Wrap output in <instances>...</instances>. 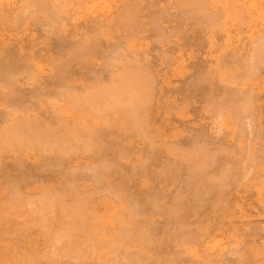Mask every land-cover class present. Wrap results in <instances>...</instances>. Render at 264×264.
<instances>
[{"label":"rangeland","instance_id":"374dc122","mask_svg":"<svg viewBox=\"0 0 264 264\" xmlns=\"http://www.w3.org/2000/svg\"><path fill=\"white\" fill-rule=\"evenodd\" d=\"M4 0H1V2H0V49L1 48H4V52H2L1 51V53H0V56L2 57H4L5 59H6V57H7V59L11 56V55H13V57H19L20 58V56L22 57V56H24V55H22V54H28L26 57H27V60H29V61H27L28 63H30L31 64V66H33L32 68L34 69H36L37 71L39 70L40 72L38 73L35 69H34V71H36V72H33V70L32 71H30V72H28L31 68V66H30V64H28L29 65V70H27L25 67H28V65L27 66H24V68H23V65H25V64H27V62L25 63V60H24V57H22V58H20L21 60H22V62H24L25 64H23V63H20V66H21V68H20V66H19V62L18 63H16V66H15V64H13L15 61L17 62L18 60H19V58H13L12 56V58H10L9 60H11L12 59V61H9V62H11V63H9L8 62V60H5L4 61V59H3V57H2V59L3 60H1V58H0V60L2 61V63L4 64H2L1 62H0V70L2 71V73H4L5 71L7 72L8 70H9V68L8 67H10L11 68V66L12 65H14L15 66V68L12 66V69L14 68V70H11L10 69V71H11V73H12V75L10 76V77H14L15 79H16V81H18V82H16L15 83V79L12 81V83H11V81L10 80H12V79H9L8 80V78H6V76L5 75H3L2 73H1V71H0V73L2 74V75H0L1 76V80H0V85H1V81L3 80H6V81H4L3 83H2V85L1 86H7V83H8V88L9 87H11V88H13V89H11V88H9V89H7V88H4V89H2L3 87H0V89L2 90V93H1V91H0V97L2 96V95H4V96H6L5 97V101L7 100V101H9V102H11L10 100H13V99H11L9 96H10V94H12L14 91H18L19 93L21 92H23L24 94V97H25V95L27 96V98L25 97H23L22 96V98H21V100L24 102V100H26V99H28L29 101H30V103L31 104H29V101L27 100L26 101V106L27 105H32V103H33V99H34V101L37 99V102L35 101L34 103H35V105H36V103H38V98L36 97V96H38V95H36V96H34L35 94H33V92L35 93H38L39 95H41L40 93H42V91L44 92L43 94H42V96L44 97V95H45V100H48V101H45L44 100V98H41V97H39V98H41L42 100H44L43 102H40V104H42V107H43V111L41 110H34V108H32V107H35V109H38L35 105H32V107L31 106H29V107H31L32 109V111H33V115L36 113V114H38V116L39 115H43L42 117H40L41 118V120L42 119H47V117H48V115H49V117H50V120H48V121H51V118H52V120L53 119H55L54 120V123H53V125H54V127L55 126H57V128H58V130H60L59 128H60V126H62V121L65 123L66 121H69V122H66V123H71V125H77V123H76V121H79L80 122V120H81V118L83 117V115L84 114H82L83 112H85V114L86 115H88L89 114V111L91 112V110H88V108L90 109V107H91V109H92V112L93 113H90V115L89 116H91V120H92V122H90V119H88L89 118V116H87V118L86 117H84L85 119L83 120V118H82V120L84 121V123H85V121L88 119V121H86V123L84 124L83 122V124H84V129L86 128V129H93V128H91V126L93 125V127L95 126V127H97V124H99L100 122H102V121H104L103 119L105 118V117H108V115H106V114H110L109 112H107V111H105L104 112V114H103V112L101 111V113L102 114H100V115H102V117H103V119L100 117V119L98 120V119H95V118H98V115H97V113H95L93 110V108L94 107H92L91 105H90V107H89V103H92V102H90V100H89V102H86L85 101V103H83V104H87L88 105V108H86L87 106L86 105H84V106H82V107H84V109H87V110H84V109H81L82 107H80V109H78V110H81L80 112H82L81 114V116H80V112L77 110V108H79V105H76L75 106V109L78 111V114H77V112L75 111V110H72L71 111V113H70V115H72V112H73V114L75 115V117H74V115L73 116H71L70 117V115L69 114H67V116H64V115H66V113H67V111H64V110H62V108H63V103L65 102L64 100V102H62V101H59V99H57L60 103L62 102V108H61V110H62V113H61V110H59L60 108H58L57 106H58V104L56 105L55 104V102L57 103L58 101L56 100H54L53 101V99H51V98H53V95H54V91H53V88H54V90L56 91H58L59 90V83L61 84V83H63V82H65L64 83V85H66V83L68 82V83H72L73 85H74V87L73 86H71L72 88H77V93L75 94V92H76V89H73L75 92H74V95L73 96H80V95H82L83 93H85V94H83L82 96H84V95H86V92H87V90H88V92H87V95L86 96H88V95H90V92L93 90V88H92V86L94 87V90L96 89V87L95 86H98V84L97 85H95L94 84V82H96L97 80H98V78H101V82H104L105 80H106V78H107V80L106 81H109L108 80V76H110L108 73H110L111 74V71H112V74H113V72H114V67L113 66H115L116 67V65L118 66V68H121V66H123V65H125V66H128V65H131L132 63H134L135 61L134 60H136V64H134V65H137L138 66V68H139V70L140 71H142V70H145V69H147V71L149 72V74L151 75L152 74V72H155V73H153L152 74V77L153 78H151L150 79V77L151 76H149L148 74H147V77L149 78H145V81H146V83H148V84H146L148 87L149 86H151V87H149L148 88V93L149 94H151V95H149L148 96V99H147V101L149 100V101H151V102H154L155 101V104H151L150 103V105L151 106H153V107H151L150 105H149V101H148V106L146 107V104L145 103H142V106L140 107V110H139V117H140V119H141V124H143L144 125V129H145V127H146V134H148L149 132H151L150 134L151 135H148V136H144V134H141V136L143 135L144 137H145V139H146V137H147V141L146 142H148L149 140H150V138H151V141L152 140H156L157 141V144H155L156 142H150L149 141V144L147 145V143L146 142H144L145 140L143 139V138H141L140 137V133H139V136H136V135H133V136H131V138L129 139V138H126L122 143L123 144H125V145H127V148L129 149V147H131V146H129L130 144L131 145H133L134 144V146H138V147H141V146H143L144 145V143H146L145 145L146 146H144L143 147V149L144 148H148V146L150 147V145H152V143H154V149H157V150H159V152L161 151V155L163 154V152L164 153H166V155H168V154H170V155H173L172 154V151L173 150H170V149H172L174 146H172V145H175V147L176 146H180V144L182 145H184V149H186L187 151H191V149L193 150V148H192V146L190 145V144H192L193 146H194V143H195V141H197L195 144H197L198 145V148H196L197 147V145L196 146H194V150H196L195 152H197V151H200V150H198L199 149V147H200V149H202V148H205L207 145H208V148H206V150H204V149H202L203 151H206L205 152V154L207 155L208 154V158L210 157H212V158H214V157H216L217 156V158L219 159H215L214 161H216V162H214L213 161V159L211 158H207V157H203V158H200L199 159V161H200V163L202 164L204 161H205V165H206V163H208V164H210V163H213L214 162V164H212L213 165V167H210V165H209V167H208V165H204V163L202 164V166H200V170H199V161H197V167L198 168H196L197 169V172L199 173V175L202 177V178H207V177H210V176H207V175H210V173H211V176H213V178L214 177H216V173H219L217 170L219 169V167H220V165H222L223 166V164L225 165V167H223V169H225V168H227V169H230V170H225L226 172H223V171H220V169H219V171H220V174H217V177L216 178H218V175H219V177L222 179L223 177H221V174H223L224 173V175L223 176H225V173L228 175V178H229V180H225V178H223V181L220 179V184H222L223 186H227L225 189H224V187L222 186V185H217V183H219V181L218 180H215L213 183L215 184V185H217V186H215L214 184H212L211 186H213V187H211L210 186V188L214 191H212L211 189V191H210V193H209V197L210 198H213V199H210L208 196H206L205 198H206V200L207 201H205V203L203 202L202 204H205L206 206H204L203 205V207H205V208H203V209H200L199 207H197V208H199L198 210L199 211H197V212H195L197 209H195L194 208V213H195V215H193L194 213H190V214H181L182 216L180 217V219H181V221L179 220V222L178 221H175L174 223H172L171 225L172 226H175V225H177V222H178V224L180 223V224H182L183 223V221H184V223L185 222H187L188 220V222H189V224L188 223H186V227L188 226V228L190 229V227L192 228V227H194L195 225V227H197V224L199 223L198 221L196 222L195 220L196 219H194V218H196L197 217V220H198V218H199V220H201L200 221V223L201 224H199L200 226H198V231H200V232H197V228H196V231H195V228H192V229H190V233H191V231H192V237L194 238V236L196 237L197 235L196 234H193V231H194V233H198V235H200V237L198 236V238L196 239H194L195 240V242H196V240L198 241L199 239H201V240H199V243H201V244H197V242L195 243L194 242V240H193V242L191 241V239H189L190 241H188V239H187V244H185V247H183V245L182 246H180V245H177L176 247H178V246H180V248L181 249H183V251L181 252V250L180 249H177V250H180V251H177V250H174V252H176V253H178L177 254V256L179 255V257L180 258H182V255H183V261H182V259H180V258H178L177 259V262H179V263H181V264H264V179H262V178H264V58H262V57H264V48L262 49V50H255L256 48V42H255V40H257V43H258V39L260 38L261 39V37L263 38V36L261 35V32L263 33V35H264V15H261L260 13H259V11L260 12H262V13H264V7L262 6V5H264V0H255V1H253V0H251V1H253V2H256V1H258L257 3H259L260 5H261V3H262V5H261V9L259 8L260 7V5H258L257 3L255 4V3H253V5L252 4H250V3H248V5H250V7L249 6H247V2H249L250 0H246L245 1V5H243L242 7L244 8V7H247V8H245L247 11H245L243 8H240L239 6H237V8L239 7V9H241V10H237L238 12H237V17L236 18H234V22L232 21V20H229V21H227V24L225 23V30H224V27H223V24L221 25V27L222 28H220V27H217V28H220V29H223V31L221 30L220 31V29H218V30H216L217 28H216V26L214 27V26H210V25H207V24H205L204 22H202V21H194V20H192L191 18H186V15H187V12H182L181 13V15H183V16H180V18H179V16H178V14H177V17L175 18V15H176V13H175V15H174V17H173V14L172 15H166V12H167V14H169V12L172 10V12H173V10H174V12L176 11L177 12V8L178 7H176L175 6V4L173 3L174 1H169L168 2V0H164L165 2L163 3L161 0H147V2H146V0H136V2L134 3V5H136L135 7H137L138 5L139 6H141V4L144 6V5H148L149 6V4L150 5H152V3H153V6H150L149 8L150 9H153V13L152 12H150V13H152V16L154 17H152V19H151V17H148L147 15H146V13H149L148 12V6L146 7V6H144V7H140V9H141V13H143L142 14V16L141 15H138L137 17H139V19H142V18H145V19H147V22L149 23V24H151L152 25V22L153 21H155V20H153V19H156L157 17H155V16H162V17H158L159 19H157L156 20V22H155V25H156V23L158 22V25H160V26H165L166 27V30L164 29L165 27H161V30H159V26L157 27H154V24H153V26H150L149 24H145V26L143 25V26H140V27H138V28H133V27H127L126 26V28L124 27V26H121V25H123V24H121L122 23V21L121 22H119L118 20H116V22H117V24H115V20H110L111 18V15L114 17V16H116V14H117V12H119V10H117L116 8H118V9H120V10H122V9H127L128 8V6L131 8L132 7V5H131V0H126V4L127 5H125V8H124V2H125V0H124V2H123V0H58V1H62L61 3L60 2H58V3H54L53 4V2L54 1H52V0H47L49 3H48V5L50 4H52L51 6V8L53 9V10H51V8L47 5V3H46V5H47V8L49 7L50 9H47L46 8V6H43V8L45 7L47 10H49V11H53L52 12V14H54V16L53 17H51L52 16V14L49 16H46L47 15V13L49 12V11H47V13L45 12V10L44 11H42L39 7H38V2H35L36 0H32V1H30V0H5L4 2H3ZM39 1V0H38ZM42 0H40L39 1V4H41L40 2H41ZM46 1V2H47ZM129 1V2H128ZM153 1H156V3H154ZM158 1V2H157ZM234 1H236V0H234ZM250 1V2H251ZM8 4H6V3ZM30 2V3H29ZM35 2V3H34ZM42 2H45L44 0L42 1ZM78 2V3H77ZM120 2V3H119ZM123 2V3H122ZM140 2V3H139ZM147 3V4H144V3ZM149 2V3H148ZM151 2V3H150ZM166 2H167V6L165 5L166 4ZM170 2H172V4H168V3H170ZM239 0L238 1H236V3L238 4V5H240L241 6V4H239ZM242 2V1H241ZM29 3V4H28ZM34 3V4H33ZM36 3H37V9L38 10H36L35 8H33L32 6V8L31 7H29V9H28V7H27V9H26V6H29V5H36ZM60 3V5L59 6H57V7H60L58 10H56V8H55V6L56 5H58ZM67 3V4H66ZM77 3V4H76ZM81 3V4H80ZM119 3V4H118ZM121 3L123 4V7H122V5H121ZM130 3V4H129ZM157 3H159V5H160V7H162L163 6V11H162V9L161 10H159L158 8H159V6L157 7ZM234 3V2H233ZM243 3H244V1H243ZM242 3V4H243ZM44 4V3H43ZM43 4H41V6L43 5ZM79 4V5H78ZM115 4V5H114ZM118 4V5H117ZM235 4V3H234ZM45 5V4H44ZM54 5V6H53ZM120 5V6H119ZM171 5H173V7H169L167 10L166 9H164V7L166 6V7H168V6H171ZM220 5V3L218 4V6ZM233 5V4H232ZM252 5V6H251ZM12 6V7H11ZM40 6V5H39ZM40 6V7H41ZM107 6L108 7H111V8H107ZM116 6H118V7H116ZM186 7V9H187V7H189V6H186V5H182L181 6V8L182 7ZM218 6H216V7H218ZM235 6V8H236V4L234 5ZM36 7V6H35ZM69 7V8H68ZM103 7V8H102ZM113 7H115V8H113ZM120 7H122V8H120ZM127 7V8H126ZM146 7V8H145ZM176 7V8H175ZM257 7V8H256ZM14 8V9H13ZM24 8V9H23ZM42 8V7H41ZM44 8V9H45ZM55 8V9H54ZM77 8V9H76ZM105 8V9H104ZM148 8V9H147ZM236 8V9H237ZM259 8V9H258ZM104 9V10H103ZM115 9L117 10V11H115ZM155 9H158V10H155ZM179 9V8H178ZM183 9V8H182ZM249 9V10H248ZM40 11V12H42L41 14H37V15H35L36 13H38V12H34V13H32V12H30V11ZM104 12H103V11ZM107 10V11H106ZM156 12H155V11ZM166 10V11H165ZM168 10H169V12H168ZM250 10L252 11V12H250ZM261 10H263V11H261ZM56 11V12H55ZM61 11H62V13H61ZM97 11V12H96ZM113 11V13H115L114 15L113 14H109V13H111ZM143 11V12H142ZM160 11H162V12H160ZM255 11V12H254ZM259 13H257V12ZM44 12V13H43ZM240 12V13H239ZM243 12H245L246 14H248L249 16H246V14L245 15H242L243 14ZM32 13V15L31 16H29L30 14ZM92 13V14H91ZM94 13V14H93ZM105 13V14H104ZM107 13V14H106ZM145 13V14H144ZM34 14V15H33ZM170 14H171V12H170ZM239 14V15H238ZM241 14V15H240ZM252 14V15H251ZM254 14V15H253ZM257 14V15H256ZM103 15H105V16H103ZM107 15H109L108 17L110 18V19H107ZM155 15V16H154ZM260 15V16H259ZM18 16V17H17ZM76 16V17H75ZM98 16V17H97ZM103 18H101V17ZM147 16V17H146ZM164 16H165V18H164ZM172 16V17H171ZM241 16V17H240ZM242 16H244V18L242 17ZM246 16V17H245ZM258 18H257V17ZM42 18V19H41ZM72 18V19H71ZM96 18H98V19H96ZM100 18V19H99ZM106 18V20H104ZM148 18H150L149 20H148ZM163 18H164V20H163ZM167 18V19H166ZM181 18H182V20H181ZM185 18V20H183ZM246 19V18H248L247 20H251L250 22H248V23H251L249 26H247V25H245V26H243L242 24L240 25H238V23H237V25H236V21H237V19ZM252 18V19H251ZM7 19V20H6ZM13 19V20H12ZM16 19V20H15ZM49 19H51L52 20V22H51V20H49ZM102 19V20H101ZM169 19V21H165V20H168ZM178 19H180L179 21H178ZM190 19V20H189ZM39 20H42L41 22L39 21ZM103 20H104V22L106 21L108 24H105L104 22H103ZM110 20V21H109ZM152 20V22H150ZM159 20V21H158ZM161 20V21H160ZM236 20V21H235ZM255 22H254V21ZM8 21V22H7ZM10 21V22H9ZM39 21V22H38ZM95 21V22H94ZM98 21H102L101 23H98ZM172 21V22H171ZM190 21H192V22H190ZM193 21L194 22H196L197 24L198 23H200V25L198 24H195V23H193ZM231 21V23H229ZM246 21V20H245ZM261 21V22H260ZM4 22V23H3ZM43 22V23H42ZM47 22V23H46ZM63 22V23H62ZM91 22H93V24L91 23ZM111 22V23H110ZM144 22H146V20L144 21ZM160 22V23H159ZM161 22H162V24H161ZM182 22L184 23L183 24V26H182ZM238 22V21H237ZM241 22H242V20H241ZM17 25H16V24ZM53 25H52V24ZM88 23H90V24H88ZM104 25H103V24ZM177 23V24H176ZM181 24V26L182 27H185V28H187L186 26H188V28L187 29H185V28H183V30H182V27L180 28L179 26H178V24ZM187 25H186V24ZM233 23V24H232ZM239 23H240V20H239ZM247 23V24H248ZM51 24V25H50ZM99 24V26H97V25ZM171 24H173V25H171ZM175 24V25H174ZM179 24V25H180ZM192 24V25H191ZM205 25V27H204V25ZM228 24H230V25H228ZM10 25V26H9ZM92 25H94V27L92 26ZM96 25V26H95ZM107 25V26H106ZM109 25L111 26L110 28H109ZM115 26L116 28V30H117V32H116V30L114 31L113 30V26ZM116 25H118V26H116ZM168 25V26H167ZM170 25V26H169ZM192 26V28L193 29H191V26ZM201 25H203V26H201ZM260 25H261V27H260ZM4 26V27H3ZM8 26V27H7ZM11 26H13L14 27V29H13V27L11 28ZM55 26V27H54ZM91 26H92V28H91ZM120 26H121V28H120ZM147 26H148V28L150 29V27H151V32H149L150 30L147 28ZM150 26V27H149ZM172 26V27H171ZM102 27H104L105 29H103L105 32H107V31H109V33L107 32V35L106 36H108V37H106L105 35H103L102 37H100L99 35L101 34H103V30L102 29H98V28H102ZM152 27H154V28H156V29H158V30H156L155 31V29L154 28H152ZM201 27V28H200ZM210 29H209V28ZM230 27V28H229ZM239 29H238V28ZM241 27H242V29H241ZM250 27L253 29L252 30V32H251V29H250ZM258 27V28H257ZM18 28V29H17ZM90 28H91V30H90ZM93 28H96V29H93ZM112 28V29H111ZM125 28V29H124ZM205 29V30H207L205 33H204V31L202 30V31H200L201 29ZM228 28V29H227ZM256 28H257V30H256ZM20 29V30H19ZM74 29V30H73ZM88 29H89V31H88ZM98 29V30H97ZM109 29V30H108ZM122 31H121V30ZM127 29V30H126ZM128 29L130 30H133L134 31V37H132L133 35L131 34V33H133V31H131V33H130V31H128ZM135 29H137L138 31H136ZM232 31H231V30ZM238 29V30H237ZM244 29V30H243ZM255 29V30H254ZM83 30H84V32H85V30H86V32L85 33H83ZM94 30H96V31H94ZM126 30V32H124ZM154 31V33H153V31ZM165 31V32H167V33H169L170 31V33H172L173 35H170V34H166V38L168 39L169 38V40L170 39H172V42H170L169 40H167L166 38H164L165 36H162V34H161V32H159L160 34L158 35L157 33H158V31ZM174 30V31H173ZM184 30H185V32H184ZM216 30V32H214ZM227 30V31H226ZM234 30L236 31V33L234 32ZM243 30V31H242ZM88 31V32H87ZM94 31V32H93ZM98 31V32H97ZM101 31H103L102 33H101ZM112 31H114V32H112ZM120 31L122 32V34L123 35H126L127 37V39H129L130 37H132V39H133V45H132V42L129 44L130 46H131V49H133L132 51H131V49L129 48L130 46H128V42H127V44H126V39H125V42H124V40H123V43L122 42H118V41H122V40H119L118 38V41H114V38L116 37V36H118V35H120L121 36V39L123 38V35H121V33H120ZM240 31V32H239ZM25 32V33H24ZM53 32V33H52ZM76 32V33H75ZM82 34H81V33ZM124 32V33H123ZM150 34V36L152 37V35L151 34H154L153 36L156 38V36L158 37V38H160L161 39V37L163 38V40L161 41L160 39V41L159 40H157V41H155V39L152 37L151 39L152 40H150L149 38H150V36H149V34ZM156 32V33H155ZM165 32H163V34L165 33ZM202 32L204 33V34H202ZM260 32V33H259ZM89 33H91V34H89ZM97 33V34H96ZM99 33V34H98ZM112 33H114L113 35H112ZM118 33V34H117ZM120 33V34H119ZM126 33V34H125ZM127 33H130V37L128 38V34ZM208 35H207V34ZM209 33H211V34H209ZM221 33H223V34H221ZM226 33V34H225ZM242 33V34H241ZM243 33L245 34V35H243ZM252 33V34H251ZM84 34V35H83ZM87 34V37H88V39H87V37L85 36ZM89 34V35H88ZM98 37V41L100 40V42H98L97 41V39H96V41H95V38H97L95 35ZM143 34H144V36H143ZM183 34H186V35H183ZM191 34V35H190ZM195 34V35H194ZM220 36H219V35ZM224 34L226 35V36H224ZM231 34V35H230ZM240 34V35H239ZM253 35L254 37L252 38V36H250V35ZM258 34H259V36L260 37H258ZM116 35V36H115ZM136 35V36H135ZM143 36V37H139V36ZM165 35V34H164ZM203 35V37H204V35H205V37L202 39L200 36H202ZM210 35V36H209ZM217 35V36H216ZM222 35V36H221ZM227 35H229V36H227ZM243 35V36H242ZM246 35H249V36H246ZM83 36H85V38L83 39V40H85V39H87L86 41H84L83 43H81V42H78V41H81L82 39V37ZM92 36H95L94 38L92 37ZM105 36V37H104ZM115 36V37H114ZM119 36V37H120ZM160 36V37H159ZM239 36H242V37H239ZM12 37V38H11ZM13 37H14V39H13ZM80 37V38H79ZM92 37V38H91ZM104 37V39L106 40H104L103 39V41H101L102 39L101 38H103ZM146 37H148V38H146ZM171 37V38H170ZM185 37V38H184ZM195 37V38H197V39H193V38ZM223 38V39H220V38ZM235 38V39H237V40H233L234 42L233 43H235V45L233 44H231V39H230V41H229V39L228 38ZM249 37H250V40H249ZM256 37H258V38H256ZM22 38H24V40L22 39ZM125 38V37H124ZM123 38V39H124ZM142 38H144V39H142ZM174 38V39H173ZM220 40H219V39ZM17 39L19 40V41H17ZM73 39V40H72ZM80 39V40H79ZM90 39V40H89ZM131 39V38H130ZM131 39V40H132ZM147 39H149V40H147ZM154 39V40H153ZM167 41H166V40ZM184 39V40H183ZM200 39H202L203 40V42H202V40H200ZM239 39H240V41H239ZM244 39V40H243ZM69 40V41H68ZM247 40V41H246ZM72 41V42H71ZM91 43H90V42ZM95 41V42H94ZM174 41H178V43L176 44ZM185 41V42H184ZM198 41V42H197ZM199 41H201V42H199ZM204 41H206L207 43L206 44H203V43H205ZM221 41V42H220ZM226 41H228V42H226ZM252 41H254L253 43H255V44H251L252 43ZM27 42V43H26ZM73 42H74V44L77 42V44L76 45H74L73 44ZM89 42V43H88ZM119 43V45H118V43ZM159 42V43H158ZM184 42V43H183ZM195 42H197V43H195ZM218 44H217V43ZM220 42V43H219ZM223 42H226V43H228V44H230L228 47H227V44L225 43V45H224V43ZM238 42V43H237ZM72 43V44H71ZM79 43H81V44H79ZM95 43H100L101 44V46H99L101 49H99L98 48V45L99 44H95ZM102 43H103V45H102ZM105 43H106V46L110 49V50H108V48H106V46H105ZM107 43H110L109 45L107 44ZM124 45H122V44ZM145 43V44H144ZM147 43H149V44H147ZM152 43V44H151ZM175 43V46H178L177 48L178 49H176V47L173 45ZM10 44V45H9ZM83 44L85 45V46H83ZM91 44H92V46H91ZM94 44V45H93ZM112 44V45H111ZM122 45V50H117L118 52H119V55H117L118 53H117V51H116V49L118 48L119 49V47L118 46H121ZM125 44H126V46H125ZM138 44V45H137ZM139 44H141V46H139ZM169 44L170 45H172V46H174V48L172 49V46H169ZM214 44V45H213ZM222 44V45H221ZM70 45V46H69ZM72 45V46H71ZM80 45V46H79ZM95 45H96V47H95ZM114 45L116 46V47H114ZM153 45V46H152ZM182 45V46H181ZM196 45V46H195ZM198 45H199V48H198ZM211 45V46H210ZM253 45H254V47H253ZM5 46H6V48H7V50H6V48H5ZM73 46H74V48H75V50H73L74 48H73ZM82 46H83V48H82ZM87 46V47H86ZM113 46V47H112ZM146 46V47H145ZM171 47V51H173V52H175L174 54H176L177 56H172V57H174L173 59L172 58H169L168 57V55L170 56L171 54L170 53H172V52H168L169 50H167V47ZM187 46H190L189 48L187 47ZM222 46H224V48L222 47ZM258 46V45H257ZM70 47V48H69ZM103 47V48H102ZM124 47V48H123ZM126 47V48H125ZM128 47V48H127ZM133 47V48H132ZM134 47H135V49H134ZM154 47H156V48H154ZM157 47H159L160 49V51L162 50V52H163V54L161 55V53H158L159 52V50L157 51ZM168 47V48H169ZM181 47H187V48H181ZM218 47V48H217ZM221 47V48H220ZM226 47H227V49H226ZM12 48H15V49H12ZM20 49V50H18V49ZM21 48H22V50H21ZM64 48L66 49V50H64ZM69 48V49H68ZM79 48V49H78ZM92 48H94L93 50H92ZM140 50H138V49ZM147 48V49H146ZM194 48V49H193ZM231 48V49H230ZM235 50H234V49ZM240 48V49H239ZM254 48V49H253ZM78 49V50H77ZM87 49H88V52H87ZM97 49V50H96ZM104 49H106V50H104ZM111 49H113V50H111ZM130 49V50H129ZM152 49V50H151ZM154 49L157 51V53H156V51H154ZM177 51H176V50ZM183 49H185L184 51H187V53L186 52H183ZM187 49V50H186ZM204 49V50H203ZM5 50H6V53H5ZM14 50V51H13ZM15 50H17V51H15ZM71 50V52L72 53H70V52H68V51H70ZM101 50V52L98 54V52H96L95 54H94V51H100ZM107 50L109 51V52H107ZM123 50H125V51H127L128 50V52L127 53H124L123 54ZM138 50V51H137ZM146 50V51H145ZM206 50V51H205ZM221 50V51H220ZM228 50H229V52H228ZM231 50V51H230ZM232 50H233V52H232ZM242 50V51H241ZM252 50H253V53H252ZM8 51H9V53H8ZM11 51H12V53H16L17 52V54H11ZM65 51V52H64ZM67 51V52H66ZM73 51H75V52H73ZM103 51H105V53L103 52ZM112 51V52H111ZM122 51V52H121ZM124 51V52H125ZM189 51V52H188ZM200 51H203V52H201L200 53ZM235 51V52H234ZM260 51V52H259ZM263 53H262V52ZM64 52V53H63ZM82 52V53H81ZM179 52V53H178ZM206 52V53H205ZM228 52V53H227ZM249 52H250V54H249ZM254 52H255V55H254ZM3 53H5V55L3 54ZM8 53V54H7ZM32 55H31V54ZM67 53V54H66ZM69 53V54H68ZM86 53L89 55V56H91V57H89V56H86V58H83V57H85V55H86ZM106 53H108V55H109V53H110V56L111 57H109L108 55H106ZM113 55H112V54ZM131 53V54H130ZM140 53V54H139ZM152 53V54H151ZM262 54L263 56H261V58H262V60H260V57L258 58L257 57V54ZM2 54V55H1ZM10 54V55H9ZM29 54L31 55V57L29 56ZM57 54V55H56ZM62 54V55H61ZM74 54V55H73ZM81 54V55H80ZM85 54V55H84ZM93 54H94V56H93ZM97 54V55H96ZM101 54V55H100ZM102 54H104L103 56H102ZM136 54V55H135ZM137 54H138V56H137ZM160 56H159V55ZM186 54H187V56L189 57H187L186 56ZM189 54H191V56L192 57H190V55ZM203 54H204V56H203ZM20 55V56H19ZM34 55V56H33ZM61 55V56H60ZM66 55H68V56H66ZM80 56L81 57V59H82V61H83V59L85 60V61H81V59H80V57H78V56ZM102 56V57H100V56ZM115 55V56H114ZM134 55V57L135 58H137V59H133L134 57H132ZM141 55V56H140ZM143 55H144V57H143ZM153 55V56H152ZM172 55H173V53H172ZM180 55V56H179ZM250 55H252L251 57L253 58V59H251L249 56ZM9 56V57H8ZM83 56V57H82ZM99 56V57H98ZM122 57V59L121 58H119V57ZM130 56V57H129ZM139 56H140V58H139ZM159 56V57H158ZM162 56H164V59L162 58ZM194 56V57H193ZM204 58H203V57ZM208 56V57H207ZM218 56H220V57H218ZM26 57H25V59H26ZM30 57V59H28ZM32 57H35L34 58V60L35 59H39L36 63H34L35 61H33L32 60ZM50 57V59H48ZM57 57H58V59H59V57H60V60L58 61V59H57ZM68 58V60H67V58ZM71 57V58H70ZM76 57V58H75ZM108 58L109 59V61L112 63L111 65H110V67L109 68H112V70L110 71V69L108 68V65H106V66H104V64H102L103 63V60L106 62V60L108 61V59H106V58ZM114 57H116L115 59H117V61L116 60H114L113 58ZM118 57V58H117ZM127 57V58H126ZM158 57V58H157ZM179 57V58H178ZM207 59H206V58ZM45 58V59H44ZM61 58H62V60H61ZM76 59V60H74V59ZM88 58H90V61H89V59ZM93 58H94V60H93ZM99 58V59H98ZM128 58H130L129 60H128ZM143 58V59H142ZM176 58V59H175ZM192 58V59H191ZM213 58V59H212ZM217 58V59H216ZM250 58V59H249ZM52 59V60H51ZM64 59H66V60H64ZM110 59H113L112 61H116V62H118V63H116V62H112ZM119 59V60H118ZM122 60V63H123V65H118L119 64V61L121 62V60ZM125 59H126V61H125ZM145 59V60H144ZM204 59H205V61H204ZM256 59V60H255ZM259 59V61H258V65H257V60ZM21 60H19V61H21ZM30 60H32V62L30 61ZM55 62H54V61ZM78 60H79V63H78ZM101 60V61H100ZM137 60H139V61H137ZM144 60V61H143ZM184 60V61H183ZM217 60V61H216ZM255 60V61H254ZM40 61V62H39ZM62 61V62H61ZM65 63H64V62ZM68 62V65H67V62ZM74 61H76V62H73ZM88 61L90 62V63H88ZM132 61H134V62H132ZM140 61H142L141 62V64L139 63ZM214 61V62H213ZM250 61V62H249ZM252 61V62H251ZM254 61V62H253ZM52 62V63H51ZM80 62H82V64L84 63H87L86 64V66H84V64L82 65V64H80ZM96 62H99V64H97ZM101 62V63H100ZM104 62V63H105ZM125 62H127L126 64H125ZM144 62V63H143ZM203 62V63H202ZM205 62V63H204ZM218 64H220V65H218ZM219 62H222V63H219ZM7 63V64H6ZM8 63H9V65H8ZM40 63H42V65L40 64ZM53 63H54V65H53ZM62 63V64H61ZM94 64V65H92V64ZM114 63H116V65L114 64ZM129 63H131V64H129ZM194 63V64H193ZM250 63V64H249ZM253 63L255 64V67H254V65H253ZM17 64H18V66H19V68L20 69H26V71H27V73L26 74H28V73H30L31 74V76H33V77H31V76H28L29 78H26V80L25 79H23V77H26V75L25 76H21V75H24V74H21L23 71H21V73L20 72H18L19 71V68L17 67ZM51 64H52V66H54L53 68L51 67ZM57 64V65H56ZM59 64V65H58ZM73 64V65H72ZM74 64L75 65H79L80 67H81V69L84 67V69H83V71L81 70L80 71V75H79V72H77V71H79L80 70V68L78 69V68H76L75 66H74ZM88 64H91L92 65V68L94 67V68H96L97 66H98V68H96V69H92V68H90L91 67V65H88ZM97 64V65H96ZM114 64V65H113ZM144 64V65H143ZM145 64H147L146 66H145ZM169 64V65H168ZM252 64V65H251ZM6 65V66H5ZM50 65V66H49ZM100 65V66H99ZM139 65H141V66H139ZM149 65L151 66V67H149ZM204 65H205V67H204ZM217 65V66H216ZM249 65V66H248ZM38 66V67H37ZM49 66V67H48ZM63 66H65V67H63ZM67 66L68 67H70V66H73V67H70V68H75V69H70V68H67ZM79 66H77V67H79ZM194 66V67H193ZM201 66H203L202 68H201ZM228 66H230L229 68H228ZM6 67V68H5ZM18 68V70H17V72L18 73H16L15 71V69H17ZM37 67V68H36ZM42 68V69H40V68ZM52 69H51V68ZM61 67H63L65 70H66V72L68 73V74H72L73 75V77H72V75H71V77H72V79H74V80H72V79H70L71 77L68 75V74H65V73H62L63 71L60 69V71H62L61 73L63 74H61L60 72H56V71H59L58 69L59 68H61ZM89 67V68H88ZM107 67V68H106ZM144 67V68H143ZM163 67V68H162ZM207 67V68H206ZM218 67H219V70H218ZM263 67V68H262ZM39 68V69H38ZM55 68V72H51L53 69ZM117 67H116V69H118ZM143 68V69H142ZM148 68L150 69V68H152V70L150 69V71L148 70ZM154 68V69H153ZM160 68H162V69H160ZM224 68V69H223ZM228 68V69H227ZM250 68V69H249ZM51 69V70H50ZM69 69V71H71V70H76L75 71V75H74V71H71L72 73H69L67 70ZM89 69L91 70V71H89ZM107 71H106V70ZM166 69H168V70H166ZM180 71H179V70ZM232 69V70H231ZM5 70V71H4ZM84 70H85V72H84ZM88 70V71H87ZM99 70H101V73H100V71ZM110 72H109V71ZM173 70V71H172ZM190 70V71H189ZM203 70V71H202ZM209 70V71H208ZM228 70V71H227ZM243 70H245V71H243ZM262 72H261V71ZM4 71V72H3ZM25 71V70H24ZM25 71V72H26ZM41 71L42 72H44V74L45 75H47V76H45V77H47L46 78V80H45V78H44V74H40L41 73ZM48 71V72H47ZM92 71H94V73L92 72ZM146 71V70H145ZM146 71V72H147ZM152 71V72H151ZM170 72V74H169V72ZM232 71V72H231ZM247 71H249L248 73H247ZM5 72V73H6ZM98 72V73H97ZM108 72V73H107ZM175 72V73H174ZM209 72V73H208ZM220 72V73H219ZM224 72V73H223ZM238 72V73H237ZM242 72H243V74H242ZM4 73V74H5ZM52 74L53 75V77H54V80H56V81H54L53 80V77H52V75L51 76H49V83H48V75L49 74ZM57 73V74H56ZM85 73V74H84ZM87 73H89V75L87 74ZM92 73H93V75H92ZM95 73H97V74H95ZM103 73V74H102ZM230 73H231V76H230ZM237 73V74H236ZM245 73V74H244ZM35 74V75H34ZM56 74V75H55ZM60 76H59V75ZM65 74V75H64ZM107 74V75H106ZM157 74V76L155 77V75ZM162 74V75H161ZM179 74V75H178ZM185 74L188 76V77H186L185 76ZM226 75V76H224V75ZM233 74V75H232ZM239 74V75H238ZM248 76H247V75ZM256 74V75H255ZM16 75H19V77H15ZM38 75V76H37ZM59 77H63L64 76V78H60L61 80H59V78H58V76ZM67 75V76H66ZM95 75H96V77H95ZM99 75H100V77H99ZM104 75V76H103ZM161 75V76H160ZM191 75V76H190ZM219 77H218V76ZM238 75V77H236ZM241 75V76H240ZM244 75H246L247 77H245ZM249 75H250V77H249ZM21 76V77H20ZM35 76H37L36 78L38 79V77H40L41 76V78L42 79H40L39 78V80L38 81H35L36 79L34 78ZM55 76H56V78H55ZM102 76V77H101ZM163 76H165V78H163ZM166 76H167V78H166ZM190 76V77H189ZM200 76V78H197V77H199ZM222 76H223V78H222ZM229 76V77H228ZM244 76V77H243ZM31 77V78H30ZM68 77H70L69 79L70 80H68ZM88 77V78H87ZM106 77V78H105ZM192 77H194V78H192ZM233 77V78H232ZM239 77H241V79L239 78ZM18 78V79H17ZM35 80H34V79ZM44 78V79H43ZM78 78V79H77ZM93 78V79H92ZM110 78V77H109ZM182 78V79H181ZM185 78V79H184ZM221 78V79H220ZM239 79L242 83H237L238 82V80L237 79ZM244 78V79H243ZM27 79H33V81L35 82V83H37V85L39 86V90L37 89L38 87L37 86H35L34 84V82H33V84L31 83V82H29V81H27ZM51 79V80H50ZM63 79H65V81L63 80ZM67 79V80H66ZM147 79V80H146ZM153 79V80H152ZM166 79V80H165ZM192 81H191V80ZM196 79V80H195ZM233 79V80H232ZM236 79V80H235ZM243 79V80H242ZM46 81L47 83H46V85H44L45 83V81L44 82H41V81ZM59 80V81H58ZM83 80V81H82ZM91 80H93V81H91ZM96 80V81H95ZM100 80V79H99ZM148 80H149V82H148ZM154 81V82H156L155 83V85L152 83H150L151 81ZM199 80V81H198ZM222 80V81H221ZM229 80H231V81H229ZM246 80H249L250 81V83L248 82V81H246ZM8 81V82H7ZM20 81V82H19ZM51 81V82H50ZM70 81V82H69ZM90 82V84H85L86 82ZM106 81H105V83H106ZM159 81V82H158ZM194 81H197V83L196 82H194ZM233 81V82H232ZM239 81V82H240ZM6 82V83H5ZM55 82V83H54ZM58 82V83H57ZM84 82V83H83ZM92 82H93V84L94 85H92ZM98 82V81H97ZM100 82V83H101ZM232 84H231V83ZM234 82H235V84H234ZM247 82V83H246ZM32 85H31V84ZM39 83V84H38ZM67 83V86H68V88L66 87V86H64L63 84V86H64V91H63V95L64 94H67V96H69V97H71L70 96V94H73V90H71L70 89V86L69 85H72L71 83L70 84H68ZM77 83H79V84H77ZM80 83H82V84H80ZM99 83V84H100ZM165 83V84H164ZM191 83H196L198 86L196 87V90H195V88L193 89V90H191V89H189V91H188V89H187V91L186 90H184V88H189L190 86H188L189 84H191ZM252 83H253V85H252ZM6 84V85H5ZM10 84H13L14 86H12V85H10ZM17 84H20V85H17ZM21 84H22V86H24V84H25V86L22 88H20V86H21ZM28 84V85H27ZM52 84V86H47V85H51ZM58 84V85H57ZM83 84H85L86 85V87H87V85H88V87H87V90H86V87L84 88L83 86H82V88H80V89H78V87H79V85L81 86V85H83ZM151 84V85H150ZM247 84H251L250 86L249 85H247ZM16 85V86H15ZM29 85L31 86V87H29ZM34 85V86H33ZM61 85V87L60 88H63V86ZM76 85H77V87H76ZM209 85V86H208ZM213 85V86H212ZM241 85V86H240ZM244 85V86H243ZM247 85V86H246ZM19 86V87H18ZM28 86V87H27ZM32 86H33V88H32ZM40 86H41V88H40ZM55 86L58 88V89H55ZM90 86V87H89ZM175 86H178V87H176V88H178L177 89V91H175V88H171V87H175ZM186 86V87H185ZM237 86H240V88H242L241 89V93H238L239 91H236V89L237 90H240L239 89V87L237 88ZM252 86H254V87H252ZM42 87H44L43 88V90H42ZM49 87H51L52 88V90L51 89H49ZM155 87V88H154ZM231 87V88H230ZM246 87V89H244L243 90V88H245ZM248 87H251V88H248ZM15 88V89H14ZM16 88H17V90H16ZM26 88V89H25ZM28 88V89H27ZM36 88V89H35ZM49 89V91H48V89H47V91L46 90H44V89ZM66 88H67V90H66ZM92 88V89H91ZM159 88H161L160 90H159ZM168 88V89H167ZM197 88H198V90H197ZM236 88V89H235ZM8 91H7V90ZM29 89H33L32 91H31V93H30V91H29ZM84 89V90H83ZM153 89V90H152ZM155 89V90H154ZM166 89V90H165ZM211 89V90H210ZM229 89H231V90H229ZM234 89V91L232 92V90ZM247 89H249V90H253L252 91V93L250 92V95H249V92H247V91H249V90H247ZM11 90H13L12 92H11ZM21 90V91H20ZM27 91V93H26V91ZM37 90V91H36ZM41 90V91H40ZM71 91V93H70V91ZM83 90V91H82ZM167 92V93H165V91ZM247 90V91H246ZM5 91V92H4ZM25 91V92H24ZM38 91H40V93L38 92ZM67 93H66V92ZM79 91H80V94H79ZM90 91V92H89ZM154 91H158V93L156 94V92H154ZM186 92V93H184V92ZM230 91V92H229ZM255 91V92H254ZM3 92H4V94H3ZM8 92V93H7ZM10 92V93H9ZM17 92V94H19ZM52 92V93H51ZM151 92V93H150ZM164 92V93H163ZM172 92V93H171ZM177 92V93H176ZM189 92H190V94H189ZM237 92V93H236ZM5 93H7V95L5 94ZM20 93V95H22ZM51 93V94H50ZM61 93V92H60ZM59 93V91H58V94H60ZM82 93V94H81ZM153 93H155L156 95H152ZM162 93V94H161ZM179 93V94H178ZM236 94V96L234 95V97L232 96L233 94ZM246 93H247V95H246ZM28 94V95H27ZM30 94V95H29ZM51 95V97H50V95ZM57 93H55V95H56ZM58 94L55 96V98H60L61 100H62V98H65V96L64 97H58ZM165 95V97L164 96H162V95ZM187 94V95H186ZM232 94V95H231ZM238 94V95H237ZM9 95V96H8ZM12 95H16V92H14ZM12 95H11V97H12ZM34 96V97H32V96ZM169 95V96H168ZM207 95V96H206ZM240 95V96H239ZM244 95H246L245 97H244ZM4 96H3V98H4ZM10 98V100H8L9 98ZM29 96H30V98H32V100L29 98ZM67 96H66V98H67ZM151 96H153L154 98L152 99V97ZM158 96L160 97V99L158 98ZM168 96V98L165 100L164 98H166ZM184 96V97H183ZM189 97V101H188V98H185V97ZM218 96V97H217ZM238 96V97H237ZM250 98H249V97ZM253 96V97H252ZM68 97V98H69ZM164 97V98H163ZM217 97V98H216ZM3 98H2V100H3ZM7 98V99H6ZM67 98V99H68ZM84 98V97H83ZM150 98H151V100H150ZM161 100V104L160 105H162L163 106V108H162V110H160V108L162 107V106H160V107H158L157 105H158V102H159V100ZM178 98V99H177ZM70 99V98H69ZM162 99H164V100H162ZM186 99V100H185ZM196 99H199V100H196ZM208 99V100H207ZM216 99H218V100H216ZM244 99H245V101H244ZM249 99V100H248ZM254 99V100H253ZM21 100H19V101H21ZM86 100V99H85ZM88 100V99H87ZM251 100V101H250ZM253 100V101H252ZM4 101V102H5ZM17 101V100H16ZM32 101V102H31ZM49 101H51L52 103H50ZM67 101V100H66ZM147 101H146V103H147ZM174 101V102H173ZM211 101V102H210ZM217 101H219V102H217ZM221 101V102H220ZM263 101V102H262ZM1 102V101H0ZM8 102V103H9ZM15 102V101H14ZM22 102V103H23ZM46 102V103H45ZM177 102H179L180 103V108H178L179 106L178 105H176V103ZM214 102V103H213ZM215 102H216V104H215ZM243 102V103H242ZM245 102V103H244ZM252 102V103H251ZM255 102V103H254ZM13 103V102H12ZM10 103V104H7V102L6 103H0V107H2V108H4L5 109V111H4V114H3V112H2V114H1V112H0V125L1 124H3V126L5 125V123H7V122H9L10 121V117H9V119L6 117L5 119H4V117L3 116H5V114L7 115V113H8V110L10 109L9 108V105H13L14 104V106H17L16 104L18 103V101H17V103L15 104V103ZM67 102H65V104H66ZM220 103V106L221 107H219V104ZM231 103V104H230ZM247 103V107L246 106H244L245 104ZM255 105H254V104ZM2 104V105H1ZM4 104H7V105H4ZM24 104V105H25ZM45 104H47L50 108H51V110H53V113H51V110H50V108L48 107V106H46ZM144 104H145V107H144ZM163 104H165V105H163ZM170 104H173L172 106L170 105ZM175 104V105H174ZM178 104V103H177ZM215 104V105H214ZM226 104V105H225ZM239 104H242L241 106H239ZM254 106V107H252V105ZM6 107V106H8V107H4V106ZM37 105H39V103L37 104ZM54 105L56 106V108L54 107ZM61 105V104H60ZM68 104H66V106H67ZM82 104H80V106H81ZM111 107H112V104H109ZM200 105V106H199ZM225 105V106H224ZM229 105H230V107H229ZM235 105H237L236 107H234ZM14 106H12V107H14ZM18 106H20V108H18V107H14L15 109H16V112L19 114L21 111V113L23 114V112H25V113H27L26 111H27V109L29 108H26V106H23V104H21V103H19L18 104ZM22 106L23 107H25V111H24V109L22 108ZM40 106V105H39ZM44 106H46V108L48 107V109H49V111H48V109H47V111L48 112H46V109H45V111H44ZM109 106V109H108V107L105 109V110H109L110 112H111V110H113V109H111V107ZM165 106V107H164ZM169 106V107H168ZM178 106V107H177ZM187 106V107H186ZM201 106H203V107H201ZM209 106H210V109H208L209 108ZM222 106H224V107H226L227 109L224 111V107L222 108ZM232 106H233V108H232ZM11 107V106H10ZM11 107V108H12ZM60 107V106H59ZM68 108L70 107V106H67ZM72 108H63V109H68L69 111H70V109H74V106H71ZM115 106H113V108H114ZM172 107V108H171ZM249 107H251V108H249ZM7 108H9L7 111H6V109ZM104 108L105 107H103V111H104ZM146 108H148V109H146ZM219 108H220V110H219ZM228 108H230V109H228ZM245 108H248L247 110H249V112H247V110L245 109ZM253 108V109H252ZM1 109V108H0ZM19 109H21V111L19 112L18 110ZM30 109V108H29ZM41 109V108H40ZM180 109V110H179ZM212 109V110H211ZM233 109H235V112L236 113H234V110ZM236 109H238V110H236ZM243 109V110H242ZM252 109V110H251ZM257 109V110H256ZM2 111H3V109H1ZM10 110H12V109H10ZM31 110H29L28 111V115H30L31 116ZM83 110V111H82ZM147 110V111H146ZM217 110H219V111H217ZM223 110V111H222ZM246 110V111H245ZM256 110V111H255ZM39 113H38V112ZM63 111H64V113H63ZM68 111V112H69ZM76 113H75V112ZM114 111V113H115V109L113 110ZM149 111V112H148ZM156 111V112H155ZM158 111V112H157ZM161 111V112H160ZM217 112V113H215L216 114V116H217V114H218V112H220V111H222V112H220L219 114L221 115L222 114V116H223V114H225V116H223L225 119V122H224V124H222V126H220L219 125V121H220V123L222 122V121H224V120H222L221 121V119H222V116H221V119L218 121V119L220 118V117H218V119H217V117L215 116V114H214V112ZM232 111V112H231ZM240 111H244L243 113L241 112V113H239ZM252 111V114H250V112ZM255 111V112H254ZM5 112H7V113H5ZM13 114H14V117H15V111H14V109L11 111ZM11 112H9V115L10 114H12ZM15 112V113H14ZM66 112V113H65ZM107 112V113H106ZM175 112V113H174ZM213 113V115H212V113ZM224 112H226V113H224ZM245 112H247V113H245ZM21 113H20V115H21ZM48 113H50V114H48ZM88 113V114H87ZM97 115V117H96V115ZM106 113V114H105ZM114 113H112V115H114ZM148 113H149V115L150 116H147L148 115ZM173 113H174V115H173ZM234 113V114H233ZM240 115H239V114ZM12 114V115H13ZM18 114H16V115H18ZM62 114H64L63 116L64 117H69V119L67 120H65V118H63V116H62ZM92 114V115H91ZM195 114V115H194ZM197 114V115H196ZM199 114V115H198ZM208 115V117H207V115ZM218 114V115H219ZM229 114V115H228ZM247 114V115H246ZM249 114V115H248ZM257 116H256V115ZM262 114V115H261ZM3 115V116H2ZM8 115V116H9ZM56 115H59V116H56ZM95 115V117H93ZM173 115V116H172ZM211 115H212V117H211ZM236 115V116H235ZM246 115V117L245 118H247L248 116L250 117H248L247 118V120L245 121L246 123L244 124V123H242V121H244V120H242V116L244 117ZM252 115V116H251ZM62 116V117H61ZM80 118V119H75L74 121H73V118H78V117ZM152 116V117H151ZM183 116V117H182ZM237 116H239V118H237ZM256 116V117H255ZM48 117V118H49ZM149 117H151V118H149ZM180 117V118H179ZM233 117H235V118H233ZM252 117H255V118H252ZM2 118H3V120H2ZM12 118V117H11ZM182 118V119H181ZM192 118V119H191ZM8 121H7V120ZM59 120V122L61 123V125L60 124H58V125H56L57 123L55 122L56 120ZM181 119V120H180ZM213 119H216V120H213ZM235 119V120H234ZM237 119H239V122H238V120ZM244 119V118H243ZM249 119H251V120H249ZM255 119V120H254ZM257 119V120H256ZM2 120V121H1ZM4 120H6L5 122H4ZM57 120V121H58ZM65 120V121H64ZM81 120V121H82ZM100 121V122H95V121ZM178 120V121H177ZM208 120V121H207ZM212 120V121H211ZM229 120V121H228ZM234 120V121H233ZM249 120V121H248ZM253 120H254V122H253ZM262 120V121H261ZM210 121V124L208 123ZM214 121H216V125L214 124L215 122ZM236 121V122H235ZM248 121V122H247ZM51 122H53V121H51ZM58 122V123H59ZM79 122H78V125H79ZM184 123V125L186 124V127L187 126H193V127H191L192 128V130H191V128H189V127H187V129H186V127L183 125V124H181V123ZM186 122V123H185ZM207 122V123H206ZM253 122V123H252ZM81 122H80V124H82ZM204 123V124H203ZM205 123H206V125H205ZM213 123V124H212ZM218 123V124H217ZM225 123H227V124H225ZM234 123V124H233ZM240 123V124H239ZM256 123V124H255ZM196 124V125H195ZM243 124H244V128H242L243 127ZM60 125V126H59ZM183 125V126H182ZM212 125V126H211ZM213 125H215V127L216 128H214V126ZM227 125V126H226ZM238 125V126H237ZM240 125H241V127H240ZM251 125V126H250ZM253 125V126H252ZM2 126V125H1ZM88 126H90V128L88 127ZM182 126V128H180ZM199 126L201 127L200 129H199V131H200V133H199V131H197V129L199 128ZM204 126V127H203ZM220 126V127H219ZM257 126V127H256ZM63 127V126H62ZM79 127H81V126H79ZM88 127V128H87ZM186 129H184V128ZM198 127V128H197ZM227 127V129H225ZM236 127V128H235ZM238 127V128H237ZM252 127H254V128H252ZM1 128V127H0ZM56 128V127H55ZM74 128H77V126H75ZM142 128H143V126H142ZM188 128L192 131H190L189 130V132H188ZM197 128V129H196ZM203 128V129H202ZM205 128V129H204ZM225 130H224V129ZM251 128V129H250ZM85 129V130H86ZM183 129V130H182ZM208 129V130H207ZM212 129V130H211ZM238 129V130H237ZM239 129H240V131L242 132V137H244L245 135H248V136H245L246 138L247 137H249V134H250V137L248 138V141L249 142H247L246 140V138L244 137V138H241V135H240V133H239ZM244 129V130H243ZM253 129V130H252ZM263 129V130H262ZM57 130V131H58ZM62 130H64V129H62ZM62 130L60 131V133L61 134H64V132H62ZM143 130V129H142ZM195 130H196V132H195ZM203 130V131H202ZM215 130V131H214ZM227 130V131H226ZM248 130H251L250 132H252V134L251 133H247V131ZM148 131V132H147ZM208 131V132H207ZM253 131L255 132L254 133V135H256V136H254L253 135ZM261 132V133H259V132ZM59 132V131H58ZM144 132V130L142 131V133ZM188 132V133H187ZM202 132H204V133H202ZM213 132V133H212ZM237 133V135H236V133ZM246 132V133H245ZM257 132V133H256ZM138 133V132H137ZM136 133V134H137ZM202 133V134H201ZM211 133V134H210ZM226 133H228V134H226ZM239 133V134H238ZM244 133H245V135H244ZM82 134V133H81ZM145 134V135H146ZM152 134H153V136H152ZM191 134V135H190ZM209 134H210V136H209ZM233 134H235V136L233 135ZM80 135V134H79ZM138 135V134H137ZM195 135V136H194ZM202 135H204V136H202ZM226 135H228V136H226ZM240 135V136H239ZM259 135V136H258ZM142 136V137H143ZM151 136V137H150ZM186 136V137H185ZM188 136H190V137H188ZM200 136H202L203 137V140L201 139L202 137H200ZM206 136V137H205ZM236 136H238V137H240L241 139H240V143H239V145L240 146H237L238 144H237V142H236V145L235 144H233V143H235V141L234 140H236V141H238L239 140V138L238 137H236ZM258 136V137H257ZM263 136V137H262ZM140 138L141 140H138L137 138ZM188 137V138H187ZM205 137V138H204ZM225 137V138H224ZM233 137H234V139H233ZM252 137V138H251ZM259 137H261L260 139H259ZM133 138H136V139H133ZM181 140H180V139ZM196 138H198V139H196ZM210 138V139H209ZM213 138H215V139H213ZM132 139H133V141L135 140H137L136 142L137 143H130V141H132ZM174 139V140H173ZM205 139L207 140V139H209V140H211L212 142H213V144L215 145V148H214V150H213V147H214V145L211 143V141H205ZM238 139V140H237ZM262 139V140H261ZM128 140H130V141H128ZM162 140V141H161ZM173 141V143H171L170 144V141ZM176 140V141H175ZM194 140V141H193ZM221 140V141H220ZM231 141L230 143H229V141ZM251 140V141H250ZM253 140V141H252ZM258 140V141H257ZM259 140H260V142H259ZM128 141V142H127ZM165 143H164V142ZM174 141H175V143H174ZM180 141V142H179ZM188 141V142H187ZM204 143V147H202L201 148V143L202 142ZM256 141V143H254ZM125 142V143H124ZM127 142V143H126ZM163 142V143H162ZM166 142H168V143H166ZM191 142V143H190ZM201 142V143H200ZM208 142V143H207ZM209 142L211 143V145H213L212 147H211V145L209 144ZM223 143V144H221V143ZM226 142H228V143H226ZM233 142V143H232ZM242 142H243V145L245 144H251V145H253L252 143H254V145L251 147V145L249 146V145H246V146H243L242 145ZM245 142V143H244ZM80 143V142H79ZM128 143H130V144H128ZM139 143V144H138ZM189 143V144H188ZM215 143H218V144H215ZM220 143V144H219ZM259 143H261V145H263V147L261 148V145L259 144ZM91 144V143H90ZM137 144V145H136ZM143 144V145H142ZM167 144V145H166ZM178 144V145H177ZM187 144V145H186ZM200 144V145H199ZM256 144V145H255ZM83 144H82V141H81V146H82ZM92 145V144H91ZM163 145V146H162ZM169 145V146H168ZM171 145V146H170ZM219 145V146H218ZM223 145H225V147L226 148H228V155H226V157H225V155L224 154H227V149L223 146ZM226 145H228L230 148H232L233 146H234V148H232V150L234 151V152H236L237 154H239L240 152L242 153H240L239 154V157L236 155V153H233V151H231V149L228 147V146H226ZM231 145H233V146H231ZM258 145H260L259 147H258ZM93 146V145H92ZM92 146H90V147H92ZM129 146V147H128ZM185 146H186V148H185ZM188 146H190L191 147V149H190V147L189 148H187ZM225 148V150L223 149V147ZM236 146H237V148L239 149L240 148V152L238 151V149L236 148ZM243 146V147H242ZM249 147V149H248V147ZM256 146V147H255ZM87 147H89V146H87ZM86 147V148H87ZM161 147H163V148H165V149H160ZM174 147V148H175ZM247 147V148H246ZM254 147H255V149H256V152H255V149H254ZM93 148V147H92ZM133 148V150H134V147L132 146L130 149H132ZM147 148H146V150L144 149V152H146L147 151ZM151 148V147H150ZM152 148H153V146H152ZM196 148V149H195ZM209 148L211 149V151L209 150ZM217 148H219L220 149V151H219V149L217 150ZM235 148H236V150H235ZM252 148V149H251ZM259 148H261V150L263 151H261V150H258ZM81 149H83V148H81ZM85 149V148H84ZM94 149V148H93ZM129 149V152H134V151H132V150H130ZM140 149H142V148H140ZM178 149H181V150H183V147H178ZM189 149V150H188ZM243 149H245V150H243ZM248 149V150H247ZM250 149H251V151H252V153H251V151H250ZM78 150V149H77ZM76 150V152L74 153V151L72 152V154H74V155H72V157L74 156V158H73V160H71V157H70V160H69V163H71V165H73L74 163H76L75 165H77V166H79L78 165V163H80L83 159H85V160H83L82 162H84L86 165H89L91 168L93 167L95 170H96V167H95V165H93V163H94V158H93V155L91 154V152L93 151L91 148H90V150H91V152L89 153V150L87 151L88 153H86L85 154V152L83 153L82 151H80V153L78 152ZM137 150V149H136ZM138 150H139V148H138ZM169 150V151H168ZM219 151L218 153H217V151ZM222 150H224L223 152H222ZM243 150V151H242ZM246 150H247V152L248 153H245L246 152ZM254 150V151H253ZM258 150V151H257ZM15 152V150H10L9 151V153L10 154H8V156H6L5 158H4V160H6L7 162H10V160H14V159H18V156H19V159H23V160H25L24 162L27 164V165H29L28 167H34V166H36V162H35V156H36V154H34L35 153V151H33L34 153H31V151H30V149H28V151H30L29 153H28V151H27V149H25V151L23 152V154L24 155H22V154H19V153H21L20 151H16L17 153L15 154V153H11V152ZM84 151V150H83ZM86 151V150H85ZM141 152H139V151H135L134 152V154L133 153H131L132 155H135V157L133 156V157H131V156H127V157H125L124 156V158H121V161H124V162H130L131 160H129V159H131L132 158V163H137V164H139L141 161H142V158H143V151L142 150H140ZM208 151H210V152H208ZM214 151H216V152H214ZM231 151V152H230ZM238 151V152H237ZM250 151V152H249ZM259 151H261L262 153H263V155L262 154H260V155H258L257 153H260ZM82 152V153H81ZM170 152V153H169ZM193 152V151H192ZM213 152H214V154H213ZM220 152H222V153H224L223 155H224V157H223V155H222V153H220ZM250 153L252 154V156L254 155V153H255V156H253V158H252V156L250 155ZM32 155V159H33V161H32V159H30L29 157H31V155ZM78 154V156H76ZM79 154L80 155H82V156H79ZM90 154V155H89ZM130 154V153H129ZM130 154V155H131ZM143 154V155H142ZM213 154V155H212ZM218 154H221V155H218ZM231 154V155H230ZM235 156H234V155ZM244 154H247L246 156L244 155ZM257 154V155H256ZM10 155V156H9ZM17 155V156H16ZM22 155V156H21ZM86 155V157H84ZM139 155V156H138ZM141 155V156H140ZM170 155H168L169 157H171ZM212 155V156H211ZM214 155H216V156H214ZM230 155V156H229ZM232 155H233V157H232ZM241 155V156H240ZM249 155V156H248ZM25 156V157H24ZM88 156V157H87ZM248 156V157H247ZM251 156V157H250ZM258 156H260L261 158H262V161L260 162L259 161V159H260V157H258ZM26 157H28V158H26ZM78 157V158H77ZM92 157V158H91ZM129 157H131V158H129ZM165 157L166 156H164V154H163V156H162V158L163 159H165ZM168 157V158H169ZM220 157V158H219ZM228 157V158H227ZM232 157V158H231ZM234 157H236V158H234ZM246 157V158H245ZM258 157V158H257ZM13 158V159H12ZM126 158V159H125ZM127 158H129V159H127ZM133 158H135V159H133ZM161 158V157H160ZM206 158V159H205ZM223 158V160H226L227 159V165L223 162V160H221ZM225 158V159H224ZM231 158V159H230ZM234 158V159H233ZM243 158H244V160H245V166L243 165V163H242V160H243ZM251 158V159H250ZM254 158H256V159H254ZM28 159V161L30 160V163L28 164L27 162H26V160ZM77 159H78V161H77ZM90 159H91V161L93 162H90ZM125 159V160H124ZM170 159V158H169ZM169 159H167V157H166V161H168ZM231 160V163H229L230 161L229 160ZM242 159V160H241ZM249 159V160H248ZM255 160V161H253V160ZM127 160V161H126ZM137 160V161H136ZM162 160V159H161ZM209 160V161H208ZM218 160V161H217ZM240 160V161H239ZM253 161V162H251V161ZM33 163H32V162ZM86 161V162H85ZM90 163H89V162ZM136 161V162H135ZM165 160H164V162H166ZM213 161V162H212ZM232 161H234V162H232ZM239 161V162H238ZM250 161V163H248ZM256 161H258L259 162V164H258V162H257V165H256ZM81 162V164L84 166L85 164H83ZM163 162V161H162ZM226 162V161H225ZM254 162H255V164H254ZM254 164V168H253V166H251V167H249V165L251 164V165H253ZM263 163V164H262ZM136 164V165H137ZM220 164V165H219ZM228 164H231L230 166H231V168H229L228 166ZM242 164V165H241ZM248 166H247V165ZM211 165V166H212ZM234 165V166H233ZM238 166V170L236 169V167ZM241 165V168L239 167ZM205 166V167H204ZM219 166V167H218ZM221 166V167H222ZM236 166V167H235ZM256 166V167H255ZM63 167V166H62ZM61 166L59 167V169H61L62 168ZM220 167V168H221ZM235 169H234V168ZM36 168V167H35ZM57 168H58V166H57ZM206 168H208L206 171H205V169ZM245 168H247V169H245ZM248 168H249V171H248ZM8 169V171H7V173H9L7 176H9V178H10V180H13L14 182V184L12 183V181H8L7 180V183H9L11 186H10V188L6 185V183H4V182H2L1 183V181H0V189H2V190H0V202H2L3 201V203L1 204L0 203V219L2 218L1 217V215L2 216H5L4 218H2L1 220H0V222L1 221H3V220H5V223H4V221L3 222H1L0 223V226H1V224H3V225H5L6 223H8L9 222V219H13V221L15 220V217H16V219H17V215L16 216H14V218L13 217H11V215L12 214H14V210L15 211H19V212H17L18 214L20 213H25L24 214V217H22V218H25V217H30V219L29 218H27V220H28V222L26 221V222H22V223H20L21 222V220H19V219H17V221L16 222H19L20 224H18V223H16V222H14V225L16 226V227H18V228H20V230L19 229H16V235H11L12 234V232L14 233V231L15 230H12V231H9V232H7V231H2L1 229H2V226L0 227V236L1 235H3L4 237H5V233L8 235H6V239L7 240H9L11 243L10 244H8V242H6V240H4V237L3 236H1L0 238V255L2 254V252L3 253H5V254H2V259H1V256H0V264H9L10 262L11 263H14L15 262V264H17V262L16 261H18V263L21 261V258H22V260H23V264L26 262V263H28V262H30L31 261V263L32 264H47V261H44L45 259H48L49 258V255H51L50 253H52L53 252V250H51L52 252H48V251H46V250H48V247L50 248V246H49V244L51 245V243L52 242H55V238H54V240L52 241V238H51V234L50 235H48V236H50V237H48V236H41L42 237V239H40L41 237L40 236H37V235H35V234H41L42 235V233L43 232H40V233H37L38 231H35V230H38V229H35V230H33L36 226L34 225V227L32 226L33 224L32 223H34L35 224V222H36V224H37V221H38V218H36V216L35 215H33V217L37 220H34L33 218H31L32 216H31V214H36V213H38L39 214V212L36 210V213H31L30 214V212L32 211L31 209V207H32V205H30V202H31V204H33L34 206L36 205V206H38L37 208H39L40 210L39 211H41L40 212V214L42 215V212L44 211V207L46 206L47 207V205L45 204L46 202H48V203H50L48 200H46V202L44 203V204H42L41 202L42 201H39V199L37 200L36 198V200L33 198V197H37V198H39L40 196L41 197H43L44 195H46V194H44V193H46L47 192V195L49 194V192H50V190L48 191V190H45V189H52V191L51 192H53L52 194H54V190H56V189H60L61 188V185L63 184L62 182H61V180H59V176H58V174H60V172L61 171H63V168H62V170H59V169H56V167H55V171H58V173H56V174H53L49 169L47 170V172L45 171V169L43 170L44 172H43V174H45V176L42 174V172L41 173H39L37 176L39 177H37L36 176V174H29V175H26L25 177H21V178H19V176H17L16 178L19 180H22L23 178H25V179H23L25 182H22V181H20L21 183H19V181H18V186H17V179H16V181H15V172L14 171H12L10 168H7ZM203 169H204V171H203ZM211 169V170H210ZM222 169V170H223ZM231 169H234V171L233 170H231ZM245 170L246 172H243V171H240V170ZM251 169V170H250ZM41 170V171H42ZM99 170H101L102 171V169H100V168H98V170H97V172H99ZM236 170V171H235ZM40 171V170H39ZM48 171H49V173H48ZM149 171H151V170H149ZM208 171V172H207ZM214 171V172H213ZM228 171H230V172H232V174L230 173H228ZM36 172V171H35ZM152 172V171H151ZM150 172V173H151ZM214 174H213V173ZM222 172V173H221ZM237 172V173H236ZM242 172H243V175H241L242 174ZM247 172H249V173H251V174H248ZM11 173V174H10ZM12 173H13V175H15V176H13L12 175ZM47 173V174H46ZM101 173H103V171L101 172ZM153 173V172H152ZM151 173V174H152ZM202 173V174H201ZM209 173V174H208ZM235 173V174H234ZM244 173H247V174H245V175H249V178L246 176V181L244 182V180H243V178L241 179V181H242V183L240 182V178H241V176L242 177H244L245 175H244ZM257 173V174H256ZM147 174H148V172H147ZM213 174V175H212ZM234 174V175H233ZM238 174V175H237ZM254 174H255V176H254ZM11 175V176H10ZM54 177H53V176ZM105 175V174H104ZM134 176H136V177H134V176H132V177H134L135 179H136V182H137V178H138V182L140 183V184H138V185H140V186H138V185H136V187L140 190V191H142V192H149V191H151L152 189H154V187H156V186H158V187H156V189H158V190H160L159 192H161V193H163L164 192V195H168L167 196V202H169V200H171V202L172 201H175V203H176V205L178 204V199H179V193L177 194H175V195H173V189H174V192H176V191H178V184L176 183V182H174L173 180H170V179H168V181H166V179L164 180V179H160V178H157V177H154L153 179H152V177H150L151 175L149 174V175H146V176H140L141 175V173L140 174H138V173H134L133 174ZM137 175H138V177H137ZM206 175V176H205ZM226 175V176H227ZM237 176V178H239V179H237L236 180V177L234 178V176ZM241 175V176H240ZM250 175H252V176H250ZM260 175H261V177H260ZM13 176V177H12ZM52 176V177H51ZM147 176H149V179L147 178ZM203 176H205V177H203ZM256 176H258V177H256ZM43 178V179H40V178ZM45 177V178H44ZM51 177V179H49ZM58 177V178H57ZM140 177V178H139ZM231 177V178H230ZM232 177L234 178L233 180L234 181H232V180H230V179H232ZM256 179H255V178ZM8 178V179H9ZM37 178V179H36ZM55 178V179H54ZM133 178V179H134ZM155 178H157L156 179V181L154 180ZM227 178V177H226ZM227 178V179H228ZM257 178H258V180H257ZM27 179H30V180H32V181H29V180H27ZM34 179H36L38 182L40 181V182H43V183H38L36 180L34 181ZM134 179V180H135ZM139 179H141L140 181H139ZM150 179H152V180H150ZM244 179H245V177H244ZM260 179V180H259ZM26 180H27V182H26ZM153 180L155 181V183L153 182ZM239 180V182L237 183V185L238 184H242V185H244L243 186V188H244V190L243 191H241L240 189H242L241 188V186L240 185H238L237 187H235L236 186V182L235 181H238ZM248 180H249V183H250V181H251V185L249 184L248 185ZM60 181L62 184H60V183H58V182ZM151 183V184H149V182ZM6 182V181H5ZM44 182H47V184H45ZM152 182H153V184H152ZM158 182V183H157ZM168 182H170V183H168ZM217 182V183H216ZM221 182H223V183H221ZM244 182V183H243ZM254 184H253V183ZM256 182V183H255ZM257 182L259 183V184H257ZM4 183V184H3ZM13 185H15V187H16V189H20V187H23L25 190H26V192H25V194L26 193H28L30 190H32V192L30 193L31 194V196H29L28 194H27V196H28V199H27V196L26 195H23V196H21L20 194L24 191V189H23V191L21 192L20 190V193H18L19 195H18V197L20 196V198L21 197H23L24 198V196H25V198L26 199H23L24 201L26 200V202H24L23 200H22V198L21 199H19L18 197V199L19 200H17V198L15 199L14 198V201H13V199L11 200L10 199V195L12 194V193H10L9 194V192H10V189H11V187H12V184ZM38 183V184H37ZM58 183V184H57ZM162 183H164L163 185H162ZM167 183V184H166ZM175 183V184H174ZM247 183V184H246ZM44 184V185H43ZM56 184V185H55ZM86 184H89V181L86 183ZM159 184H161L160 186H165V188L166 189H161L162 187H159ZM177 184V185H176ZM226 184V185H225ZM252 184H253V186H252ZM257 184V185H256ZM6 185V186H5ZM41 185H42V187L44 188H41ZM58 185V188L57 187H54V186H57ZM64 185V184H63ZM147 185H148V189H147ZM151 185V186H150ZM229 185V186H228ZM233 185H234V187H235V189H234V187H233ZM245 185H247V187L245 186ZM255 185V186H254ZM20 186V187H19ZM30 186V187H29ZM173 186V187H172ZM177 186V187H176ZM220 186H222V189L220 190ZM231 186V187H230ZM240 186V187H239ZM249 186V187H248ZM4 187H6V189L4 188ZM19 187V188H18ZM46 187V188H45ZM48 187V188H47ZM64 187V186H63ZM63 187L61 188V190H63ZM141 187H144V188H142V189H140ZM145 187H146V189L147 190H145ZM216 187H220V188H216ZM228 187H230V188H228ZM256 187V188H255ZM9 189V192H8V189ZM55 188V189H54ZM150 188H151V190H150ZM168 188V189H167ZM214 188V189H213ZM42 189V190H41ZM54 189V190H53ZM155 189V190H156ZM177 189V190H176ZM38 190V191H37ZM46 192H45V191ZM157 190V191H158ZM162 190H163V192H162ZM167 190H169V191H167ZM218 190V191H217ZM225 190H226V193H223V191L225 192ZM230 190V191H229ZM233 190H234V192H233ZM7 191V192H6ZM28 191V192H27ZM35 191H37L36 193H34ZM44 191V192H43ZM64 191V190H63ZM216 191V192H215ZM228 191V192H227ZM255 191H257V192H255ZM105 191H103V192H95L96 194H94L93 193V197H90L86 202H87V204H88V206L86 207L85 206V202L83 201V202H80V203H83L84 204V206H83V204L81 205V204H79L78 203V205H81L82 207H84L83 209H84V211H85V208L87 209H90L89 207L91 206V208H93L92 207V205L94 204H96V208H93V210L95 209V213L96 212H99V213H103V211H106L107 212V214H109L110 212H111V206H112V204L114 203L115 205H113V207H115L113 210H114V212H112V213H115V215L114 216H116V210H117V208H120L119 207V204H118V199L116 198V197H113V196H111V195H109L110 194V192H109V194H107V195H109V197L104 193ZM167 192V193H166ZM217 192L219 193V194H217ZM251 192V193H250ZM2 193H3V195H2ZM9 194L8 196L7 195H5V194ZM24 193V192H23ZM101 193H104L103 194V197H104V199L103 198H101V199H98V202L96 203V199L98 198V196H97V194L99 195V194H101ZM107 193V192H106ZM220 193H223V195L222 194H220ZM229 193V194H228ZM230 193H231V196H229L230 195ZM243 193V194H242ZM256 193V194H255ZM14 194V193H13ZM13 194H12V196H13ZM36 194V195H35ZM213 194V195H212ZM224 194H226V199H224L225 197V195ZM235 194V195H234ZM251 194V195H250ZM3 197H2V196ZM212 195V196H211ZM217 195V196H216ZM218 195H219V202H221L220 203V207H222L223 205H224V200H225V204L227 203L226 202V200H228V203H227V207L225 206V208L224 207H222L223 208V210L224 211H222V210H220V209H222V208H220L219 206L217 207V205L219 204V202L218 203H214V205H216V206H214V205H212V200H214V202H217V200H218ZM6 196V197H5ZM33 196V197H32ZM95 196V197H94ZM97 196V197H96ZM100 196V195H99ZM171 196H173L172 198H171ZM217 198H216V197ZM223 196L224 198H222V200H223V202L222 201H220L221 200V197ZM234 196V197H233ZM243 196V197H242ZM1 197H2V199H1ZM8 197V198H7ZM169 197L171 198V199H169ZM229 197V198H228ZM232 197V198H231ZM252 197V198H251ZM3 198H4V200H3ZM13 198V197H12ZM96 198V199H95ZM100 198V197H99ZM114 198V199H113ZM175 198V199H174ZM214 198H216V199H214ZM228 198V199H227ZM7 199V200H6ZM8 199H10L11 200V202H14L15 204L16 203H18V201H19V205H20V203L23 201V203H26V204H21L20 205V207L19 208H21V206L23 207L24 205V207L25 208H21V210L20 209H18L17 207H16V205H18V204H16L15 205V207L13 208L11 205H13V203L12 204H10V201L8 200ZM29 199H31L30 200V202H29ZM34 199V202L36 201H39L38 203H40V204H37L36 202L35 203H32L33 200ZM72 198L71 197H67V200H66V197L63 199V205H64V203H65V201L64 200H66L67 201V203L68 202H70V200H71ZM117 199V200H116ZM211 200V202L210 201H208V200ZM232 201H230V200ZM253 199V200H252ZM6 200V201H5ZM15 200H17V201H15ZM73 200V199H72ZM102 200V201H101ZM104 200V201H103ZM109 200V201H108ZM9 203H8V202ZM21 201V202H20ZM99 201H101V202H99ZM7 202V203H6ZM110 202L112 203V204H110ZM207 202H209V205H211L213 208H215L216 207V209H218V215H216V216H219V217H215L214 215L215 214H217V211H215L212 207H208L207 208V206H208V204H207ZM255 204H257V205H255ZM257 202V203H256ZM172 203H174V202H172ZM5 204V205H4ZM10 204V207L8 206V208H7V205H9ZM54 204V203H53ZM66 204V203H65ZM70 204L72 205V203L70 202ZM109 204L111 205V206H109ZM229 204V205H228ZM18 205V206H19ZM68 205V204H67ZM107 205V206H106ZM117 205H118V207H117ZM222 205V206H221ZM261 205V206H260ZM4 206V207H3ZM14 206V205H13ZM28 206H30L29 208V212L27 211V210H25L26 209V207L28 208ZM55 206V205H54ZM54 206H52L53 208H54ZM70 205H68V207H69ZM74 206V205H73ZM75 206H77L76 204H75ZM105 206V207H104ZM229 206V207H228ZM48 207H50L49 205H48ZM112 207V208H113ZM2 208H3V210L5 211V212H7V213H5V215L3 214L4 213V211H2ZM5 208V209H4ZM8 210H7V209ZM57 208V207H56ZM213 209L212 211L213 212H211V210L210 209ZM11 209V210H10ZM13 209V210H12ZM46 209V208H45ZM50 209V208H49ZM46 210V211H44V212H46L47 213V215H45V214H43V216H41L40 214V216H39V218L41 217H44V219H45V217L46 216H49V214H48V211H50V210ZM104 209H106V210H104ZM108 209H110L109 211H108ZM206 209H208L210 212H211V214H214L213 215V217H215V218H213L212 217V215L210 216V212H209V215H207V217H211L210 219L209 218H207L206 219V221L204 220L205 219V214L207 213L206 211H208V210H206ZM55 210H57V209H55ZM91 210V209H90ZM97 210V211H96ZM101 210V211H100ZM112 210V211H113ZM203 210V211H202ZM260 210V211H259ZM2 211V212H1ZM8 211H9V213H8ZM11 211V212H10ZM24 211H26V212H24ZM51 211H53L52 209H51ZM87 211V210H86ZM205 211V212H204ZM33 212H35V210H34V208H33ZM53 212H55V211H53ZM57 212V211H56ZM55 212V213H56ZM91 212V214L89 213V210H88V212H86L87 214H88V216L87 217H89L90 218V215H93L94 213L92 212V210L90 211ZM106 212H104L105 214H104V216H103V214L101 215V218H102V220H100V221H102V222H104L105 223V221H104V219H108L107 221H109V219L110 218H112V220H114L113 219V217H111L112 215V213H110V216L109 215H107L106 214ZM222 212V213H221ZM225 212V213H224ZM2 213V214H1ZM11 213V214H10ZM27 213H29V214H27ZM55 213L53 214V215H55ZM61 214H62V212H60ZM93 213V214H92ZM196 213H198V215L196 214ZM203 214V216H204V218H203V216H202V214ZM224 214V217H223V215H222V217L219 215V214ZM15 214H16V212H15ZM18 215L19 217L21 216V215ZM51 214H52V212H51ZM97 214V213H96ZM95 214V215H96ZM200 214V215H199ZM7 215V216H6ZM9 215H10V218L8 219V217H9ZM45 215V216H44ZM63 215V214H62ZM62 215H58V217H63ZM65 215V214H64ZM100 215H98V217H97V215H96V217L97 218H99L100 217ZM187 215V216H186ZM37 216V217H38ZM56 216V215H55ZM66 216V215H65ZM94 216V215H93ZM105 216L107 217V218H105ZM183 216H185V220L184 219H182V217ZM190 216V217H189ZM198 216H200V217H198ZM201 216H202V218H201ZM18 217V218H19ZM49 217H51V216H49ZM67 217V216H66ZM108 217H110V218H108ZM151 217H152V219H153V221H154V218H155V220L156 221H159V219H161V220H163V217L161 216V214H158V213H152V215L150 216V218L148 217L147 218V220H152L151 219ZM187 217V218H186ZM21 218V217H20ZM48 218V217H47ZM65 218V217H64ZM201 218V219H200ZM218 218H220V220H222V218H223V223H221V221H220V223H219V220H218ZM26 219V218H25ZM43 219V218H42ZM42 219H40V221L42 220ZM191 219H194L193 221H195L196 223H195V225L193 224V226H189L190 225V223H191ZM214 219H215V222H213L214 221ZM32 220H34L32 223H30V227H33V229L31 230V229H29L28 230V227L27 226H25L27 223H29L30 221H32ZM91 220V219H90ZM160 220V221H161ZM226 220V221H225ZM25 221V220H24ZM39 221V222H40ZM43 221V220H42ZM48 221V220H47ZM46 221V222H47ZM87 221H89V220H87ZM107 221H106V223H107ZM156 221H154V222H156ZM202 221H203V224H202ZM45 222V221H44ZM112 222V221H111ZM152 222V221H151ZM212 222V223H211ZM218 222V223H217ZM16 223V224H15ZM42 223V222H41ZM163 223V222H162ZM183 223V224H184ZM193 223V222H192ZM191 223V224H192ZM21 224H24V227L29 231V233L30 234H28L27 232V230H25V228L23 227V225H21ZM39 224V223H38ZM175 224V225H174ZM214 224H215V226H216V224H218V227L216 226V228H215V226H214ZM18 225H20V227L18 226ZM161 225V224H160ZM170 225V226H171ZM202 225H205V226H203V228H202ZM213 225V226H212ZM22 226V227H21ZM29 227V228H30ZM186 227H185V229H186ZM256 227V228H255ZM21 228H23V229H21ZM206 228H208V232H210V233H208V235H207V233H205L206 232ZM219 228V229H218ZM229 228V229H228ZM185 229H183L182 231L185 233ZM189 229H186V230H189ZM202 229V230H201ZM213 229V231H211ZM259 229V230H258ZM204 230H205V232H204ZM210 230V231H209ZM247 230V231H246ZM17 231H18V234H17ZM23 231H25V232H23ZM34 231H35V233H34ZM57 231V230H56ZM202 231L208 236V237H206V235L204 236V234H201L202 233ZM215 231V232H214ZM4 232V233H3ZM188 232V231H187ZM186 232V233H187ZM188 232V234H190ZM230 232V233H229ZM243 232V233H242ZM23 235H22V234ZM57 233V232H56ZM56 233H52V237H53V235L55 234L56 235ZM185 233V234H186ZM246 233V234H245ZM24 234H25V236H27V237H29L28 239H27V237H25L24 236ZM58 235L57 236H59V233H57ZM81 234L82 233H80V236H81ZM83 234H85V233H83ZM87 234V233H86ZM84 235V237L85 238H87V240H88V235ZM11 235V236H10ZM79 235V234H78ZM77 235V236H78ZM182 235H184V234H182ZM14 236V237H13ZM24 236V237H23ZM57 236H55V237H57ZM71 236H74V238H75V235H71ZM71 236H70V238H71ZM79 236V237H80ZM185 236V235H184ZM187 236H189V235H187L186 234V238H187ZM191 236V235H190ZM206 237V238H202V237ZM245 236V237H244ZM3 237V238H2ZM13 237V238H12ZM46 237H48V238H46ZM60 237H61V235H60ZM67 237V236H66ZM82 237V236H81ZM49 238H51V239H49ZM65 238V237H64ZM73 238V239H74ZM85 238H83L82 237V239L84 240ZM189 238V237H188ZM21 239V242L22 243H20V240ZM40 239V240H39ZM44 239H46V240H44ZM47 239L48 240H51L52 242H49V243H47ZM60 240V238H57V240ZM62 240L61 241H64V239H63V237L61 238ZM67 238H65V240H66ZM77 239H80V238H78L77 237ZM203 239V240H202ZM19 241V242H17V241ZM27 240V241H26ZM33 240V241H32ZM35 240H37V241H35ZM44 240V241H43ZM75 240H76V238H75ZM74 240V244L76 243V245H77V242ZM127 239H125V241H126ZM259 240V241H258ZM14 241H16L17 242V244H15V242ZM42 241H43V244H41L42 243ZM84 241H86V240H84ZM129 241V240H128ZM185 241H186V239H185ZM258 241V242H257ZM27 242V243H26ZM34 242V243H33ZM39 242V243H38ZM41 242V243H40ZM57 242V241H56ZM55 242V244H56V246L59 244V246H57L56 248H59V249H55V248H52L51 247V249H55L56 251H60L61 252V255L57 252H55L54 254L56 255V254H59L62 258L63 257H65V256H67L68 257V255H70V253H75L76 252V254H78V253H81L82 252V250H81V252L79 251V250H75V249H77V247H75V248H73V245L71 246L72 248H67V246L66 247H64L65 245H64V243L63 244H61L62 246H63V251L64 252H69L68 254H62L63 252H62V250L60 249V247H62L61 245H60V241L58 242V243H56ZM131 242V241H130ZM132 242L133 243H135L136 242V239L134 238L133 240H132ZM204 242V243H203ZM12 243H14L13 244V246H12ZM18 243H19V245H18ZM23 243H24V249H25V251H27V249H28V251H29V249L31 250L29 253H31L32 255H34V257H32L31 255H29V256H31L32 258V260H30V259H28L26 256H24L25 254H27V252H24V250H23V252H24V254L22 253H20V252H18L17 250L20 248V247H22L23 248ZM88 243V241L85 243V245ZM34 244H36V245H38L39 247H36L35 249H33V247H35L36 245H34ZM48 244V245H47ZM55 244H53V245H55ZM207 244V245H206ZM3 245H6V246H10L9 247V251L8 250H6V246H3ZM15 245V246H14ZM33 245V246H32ZM167 245V244H166ZM189 245H190V247H189ZM17 246H20V247H17ZM44 246V247H43ZM45 246H48L47 248L45 247ZM75 246V245H74ZM105 246V243H104V245L102 246L103 247V249H101L100 251L102 252V250H104L103 252H102V254H104L106 251H108V250H106L107 248H105L104 247ZM121 246V245H120ZM124 246V245H123ZM1 247H2V249H1ZM6 247V248H5ZM41 247H43L42 248V251H41ZM55 247V246H54ZM84 247V246H83ZM107 247V246H106ZM113 247H117V244L116 245H114ZM119 247V246H118ZM124 247H126V246H124ZM171 247H173V248H171ZM183 247V248H182ZM191 247L193 248L192 250L194 251L195 250V252H191V251H189V250H191ZM244 247V248H243ZM4 248V249H3ZM21 248V249H22ZM44 248H46L45 250H43ZM105 248V249H104ZM120 248V247H119ZM121 248H123L122 246H121ZM129 248H131L132 250H134L135 248H137L136 246L135 247H129ZM179 248V247H178ZM185 248V249H184ZM190 248V249H189ZM219 248V249H218ZM10 249H11V251H10ZM87 249H89V246H88V248ZM90 249H91V247H90ZM95 249L96 248H92L91 250H92V252H94L95 251ZM118 249V248H117ZM127 249H128V247H127ZM126 249V250H127ZM169 248H167L166 249V251H165V253H167V250H168ZM170 249L171 250H173V249H175V246H170ZM169 249V250H170ZM198 249H199V252H198ZM232 249V250H231ZM3 250V251H2ZM39 250L41 251V252H39ZM72 250L74 251V252H72ZM84 250V249H83ZM90 250V251H91ZM99 250V249H98ZM98 250H96L95 251V253L94 254H92V256L94 257H90V258H88V261L90 260L92 263H93V260L92 259H95L98 255L97 254H99L98 252ZM113 250V253H115L116 254V252H117V250H116V252L114 251V249H112ZM120 250H122V249H120ZM123 250H125V248L123 249ZM123 250H122V254H123ZM128 250H130V249H128ZM168 250V251H169ZM170 250V252H168V255L169 256H165L167 259H169L170 257V260H168V261H171V260H173V262L171 261L170 263L171 264H173V263H177V262H174V261H176V257L177 256H175L174 257V252L172 253V251ZM235 250V251H234ZM4 251H8L7 253L6 252H4ZM22 251V250H21ZM48 252L49 253V255H48V257L46 256L48 253H45V252ZM98 251V252H97ZM189 253H188V252ZM210 251V252H209ZM217 251V252H216ZM228 251V252H227ZM10 252V253H9ZM35 252V253H34ZM37 252H39V253H37ZM42 252L44 253V258L42 257V256H40V257H42L43 258V260H39V258L37 259H35V256H38V255H40V254H42ZM83 252H85V251H83ZM101 252H100V255L99 256H101ZM112 252V251H111ZM153 252V254H157V259H158V262L159 263H161L162 262V260L163 261H166L165 260V257H164V259H163V254H165V253H163L162 255H161V257L159 256L160 254L159 253H154V251H152ZM190 252H191V254H190ZM9 253V254H8ZM86 253V252H85ZM119 254L117 255L116 254V256H120L121 254H120V252H118ZM175 253V254H176ZM181 253H183V254H181ZM199 254V255H197V254ZM230 253V254H229ZM242 253V254H241ZM159 254V255H158ZM188 254V255H187ZM193 254V255H192ZM206 254H208L207 256H206ZM228 254V255H227ZM235 254V255H234ZM239 254V255H238ZM22 255V257L20 258L19 256H21ZM55 255H51L50 257V259L52 260H56V259H62L61 257L60 258H57V255H56V257H55ZM72 255V254H71ZM75 255V254H74ZM167 255V254H166ZM205 255V256H204ZM232 255V256H231ZM241 255V256H240ZM3 256H7V257H3ZM28 256V255H27ZM52 256L54 257V258H52ZM204 256V257H203ZM47 257V258H46ZM59 257V256H58ZM70 257V256H69ZM121 257L123 258V256L121 255ZM120 257V258H121ZM173 257V258H172ZM203 257V258H202ZM4 258H6V259H4ZM18 258H20V260H18ZM71 258H74V256L72 257H70V259H68V260H70L69 261V263L70 264H72L71 263ZM76 258V257H75ZM63 259H66V260H64V261H67V258L65 257V258H63ZM123 259H124V261H123ZM123 259H120V260H122L121 262H119V263H121V264H123L122 262H125L124 264H133V263H130V262H128V261H126L125 260V258H123ZM161 259V260H160ZM180 259V261H178ZM14 260V261H13ZM27 260H28V262H27ZM97 260H98V258L96 259V261H94V263L95 262H97ZM103 260V259H102ZM212 260V261H211ZM9 261V263H6V262H8ZM41 261H43L42 263H41ZM74 263H76L75 261H74V259L72 260ZM168 261H166V263H169ZM182 261V262H181ZM185 261H186V263H185ZM188 261V262H187ZM193 261V262H192ZM224 261V262H223ZM102 261H101V259H100V264H107V261H105V258H104V261L101 263ZM10 263V264H11ZM21 263V264H22ZM30 263V264H31ZM48 263H49V261H48ZM66 264H69V263H67V262H65ZM73 263V264H74ZM78 264H79V262H77ZM93 263V264H94ZM163 263H165V262H163ZM162 263V264H163ZM169 263V264H170ZM179 263H177V264H179ZM20 264V263H19ZM29 264V263H28ZM87 264H88V262H87ZM90 264V263H89ZM95 264H99V262H97V263H95ZM108 264H109V262H108Z\"/></svg>","mask_w":264,"mask_h":264},{"label":"bare ground","instance_id":"6f19581e","mask_svg":"<svg viewBox=\"0 0 264 264\" xmlns=\"http://www.w3.org/2000/svg\"><path fill=\"white\" fill-rule=\"evenodd\" d=\"M5 1V0H4ZM3 1V2H4ZM30 1H32V0H30ZM40 1V0H39ZM39 1L38 0H36L35 2H38V7L42 10V11H44L45 10V12L47 13V11H49V10H47V9H50L52 6V4L50 5H48V3L50 2H48L47 0H44L45 2H40L41 4H43L42 6H41V4H39ZM47 1V2H46ZM52 1H54L53 2V4L56 2V3H58V2H62V1H58V0H52ZM116 1V0H115ZM140 1V0H139ZM159 1V0H158ZM157 1V2H158ZM163 3L165 2L164 0H161ZM170 0H168V2H169ZM171 1H174L173 3L175 4V6L176 7H178L177 8V12L175 11L174 12V10H173V12H172V10L170 11L171 12V14H170V12H169V10H168V12H169V14H167V12H166V15H172L173 14V17H174V15H175V13H176V15H175V18L177 17V14H178V16H179V18H180V16H183V15H181V13L182 12H187V15H186V18L188 17V18H191L192 20H194V21H202V22H204L205 24H207V25H210V26H216V28L217 27H220V28H222L221 27V25L223 24V27H224V30H225V23L227 24V21H229V20H232L233 22H234V18H236L237 17V10L239 9V7L240 8H243L242 6L243 5H245L246 3H245V1L246 0H239L240 2H239V4H241V6L240 5H238L237 3H236V1H238V0H236V1H234V0H171ZM242 1V2H241ZM243 1H244V3H243ZM248 1V0H247ZM251 1V0H250ZM247 2V6H249L250 7V5H248V3H250V4H252L253 5V3H257L258 1H256V2H253V1H255V0H253V1H251V2ZM260 1V0H259ZM0 2H1V0H0ZM34 2V3H35ZM123 2H124V0H123ZM122 2V3H123ZM129 2V1H128ZM136 2V0H131V5H132V7L130 8L129 6H128V8L127 9H122V10H120V9H118V8H116L117 10H119V12H117V14H116V16H112L111 15V17L109 16V15H107V19H110V20H115V24H117V22H116V20H118L119 22H121L122 21V23L121 24H123V25H121V26H124L125 28H126V26L127 27H133V28H138V27H140V26H145V24L147 23V24H149L148 22H147V19H145V18H142V19H139V17H137L138 15H141L142 16V14L143 13H141V9H140V7H144V6H146V5H142L141 4V6H137V7H135L136 5H134V3ZM141 2V1H140ZM139 2V3H140ZM146 2H147V0H146ZM144 3V4H147V3ZM154 3H156V1H153ZM236 4V8H237V6H239L237 9L235 8V4ZM6 3V2H5ZM8 3V2H7ZM6 3V4H7ZM30 3V2H29ZM28 3V4H29ZM33 3V4H34ZM46 3H47V5L50 7H48L47 8V5H46ZM60 3L58 4V5H56L55 6V8L57 7V6H59L60 5ZM78 3V2H77ZM76 3V4H77ZM120 3V2H119ZM118 3V4H119ZM121 3V5H122V7H123V4ZM125 4H124V8H125V5H127L126 4V0H125V2H124ZM149 3V2H148ZM151 3V2H150ZM220 3V5L218 6V4ZM243 3V4H242ZM67 4V3H66ZM81 4V3H80ZM117 4V5H118ZM130 4V3H129ZM168 4H172V2H170V3H168ZM233 4V5H232ZM258 5H260L259 3H257ZM8 5V4H7ZM42 7H40V6ZM55 5V4H54ZM53 5V6H54ZM79 5V4H78ZM115 5V4H114ZM157 5V7L159 6V10H161L162 9V11H163V6L162 7H160V5H159V3H157L156 4ZM166 6H167V2H166V4H165ZM182 5H186V6H189V7H187V9H186V7H182L181 8V6ZM251 5V6H252ZM261 5H262V3H261ZM261 5H260V9H261ZM33 7V8H35L36 10H38L37 9V3H36V5H29V6H26V9H27V7H28V9H29V7ZM36 6V7H35ZM43 6H46V8L44 9L43 8ZM120 6V5H119ZM148 6V5H147ZM146 6V7H147ZM150 6H153V3H152V5H150L149 4V6H148V8L150 7ZM164 7V9H168L169 7H173V5H171V6H168V7ZM216 6H218V7H216ZM246 6V5H245ZM254 6V5H253ZM263 7H264V5H262ZM12 7V6H11ZM31 7V8H32ZM116 7H118V6H116ZM122 7H120V8H122ZM145 7V8H146ZM175 7V8H176ZM54 8V9H55ZM60 7H57L56 8V10H58ZM69 8V7H68ZM103 8V7H102ZM107 8L109 9V8H111V7H108L107 6ZM113 8H115V7H113ZM147 8V9H148ZM161 8V9H160ZM245 8H247V7H244L243 9L245 10V11H247ZM257 8V7H256ZM258 8V9H259ZM14 9V8H13ZM24 9V8H23ZM27 9V10H28ZM39 9V10H40ZM77 9V8H76ZM105 9V8H104ZM103 9V10H104ZM112 9V8H111ZM115 9V11H117ZM158 9H155V10H158ZM166 9V10H167ZM264 9V8H263ZM35 10V11H36ZM40 10V11H41ZM51 10H53L52 8H51ZM102 10V11H103ZM110 10V9H109ZM154 10V11H155ZM165 10V11H166ZM239 10H241V9H239ZM249 10V9H248ZM35 11H30V12H32V13H34ZM38 12V11H36V12H38V13H34L35 15H37V14H41L42 12ZM107 11V10H106ZM111 11V10H110ZM162 11H160V12H162ZM261 11H263V10H261ZM52 12L53 11H49L48 13H47V15L46 16H50L51 14H52ZM56 12V11H55ZM97 12V11H96ZM104 12V11H103ZM143 12V11H142ZM148 12L149 13H146V15L148 16V17H151L152 16V13H153V9H148ZM150 12H152V13H150ZM156 12V11H155ZM250 12H252L251 10H250ZM255 12V11H254ZM257 12V11H256ZM32 13L29 15V16H31L32 15ZM44 13V12H43ZM51 13V14H50ZM61 13H62V11H61ZM240 13V12H239ZM245 12H243V14L242 15H245L244 14ZM258 13V12H257ZM259 13L261 14V15H264V13H262V12H260L259 11ZM258 13V14H259ZM33 14V15H34ZM92 14V13H91ZM94 14V13H93ZM105 14V13H104ZM107 14V13H106ZM109 14H115V13H113V11L111 12V13H109ZM145 14V13H144ZM239 15V14H238ZM241 15V14H240ZM252 15V14H251ZM254 15V14H253ZM257 15V14H256ZM54 16V14H52V16L51 17H53ZM103 16H105V15H103ZM110 18H109V17ZM146 16V17H147ZM155 16V15H154ZM163 16V15H162ZM161 15L160 16H155V17H157L156 19H153V20H155V21H153L152 22V20L150 21V22H152V25L151 24H149L150 26H153V24H154V27H156L157 25H158V22L156 23V25H155V22H156V20L157 19H159L158 17H162ZM246 16H249L248 14H246ZM245 16V17H246ZM260 16V15H259ZM258 16V17H259ZM18 17V16H17ZM76 17V16H75ZM98 17V16H97ZM101 17V16H100ZM153 17V16H152ZM152 17H151V19H152ZM172 17V16H171ZM241 17V16H240ZM243 18H244V16H242ZM257 17V16H256ZM257 17V18H258ZM102 18V17H101ZM154 18V17H153ZM164 18H165V16H164ZM164 18H163V20H164ZM178 18V17H177ZM42 19V18H41ZM72 19V18H71ZM96 19H98V18H96ZM100 19V18H99ZM103 19V18H102ZM101 19V20H102ZM150 18H148V20H149ZM167 19V18H166ZM248 18H246V19H237V21H236V25H237V23H238V25L240 24H242L243 26H245V25H247V26H249L251 23H248V22H250L249 20H247ZM252 19V18H251ZM7 20V19H6ZM13 20V19H12ZM16 20V19H15ZM49 20H51V19H49ZM104 20H106V18L104 19ZM104 20H103V22H104ZM109 20V21H110ZM146 20V22H144ZM180 19H178V21H179ZM181 20H182V18H181ZM183 20H185V18L183 19ZM190 20V19H189ZM239 20H240V23H239ZM241 20H242V22H241ZM246 20V21H245ZM40 22L42 21V20H39ZM38 21V22H39ZM159 21V20H158ZM161 21V20H160ZM165 21H169V19L168 20H165ZM186 21V20H185ZM193 21V23H195V24H197L196 22H194ZM254 21V20H253ZM8 22V21H7ZM10 22V21H9ZM51 22H52V20H51ZM95 22V21H94ZM102 21H98V23H101ZM106 22V21H105ZM104 22V23H105ZM170 22V21H169ZM172 22V21H171ZM180 22V21H179ZM190 22H192V21H190ZM255 22V21H254ZM261 22V21H260ZM4 23V22H3ZM43 23V22H42ZM47 23V22H46ZM53 23V22H52ZM51 23V24H52ZM63 23V22H62ZM92 24H93V22H91ZM109 23V22H108ZM107 22L105 23V24H108ZM111 23V22H110ZM160 23V22H159ZM229 23H231V21L229 22ZM248 23V24H247ZM16 24V23H15ZM50 24V25H51ZM88 24H90V23H88ZM103 24V23H102ZM161 24H162V22H161ZM177 24V23H176ZM180 24V23H179ZM178 24V26L181 28L182 26H183V22H182V26H181V24L179 25ZM186 24V23H185ZM199 25H200V23H198ZM197 24V25H198ZM233 24V23H232ZM245 24V25H244ZM17 25V24H16ZM53 25V24H52ZM97 25V24H96ZM95 25V26H96ZM104 25V24H103ZM171 25H173V24H171ZM175 25V24H174ZM187 25V24H186ZM192 25V24H191ZM190 25V26H191ZM204 25V24H203ZM203 25H201V26H203ZM228 25H230V24H228ZM10 26V25H9ZM93 27H94V25H92ZM92 26H91V28H92ZM97 26H99V24L97 25ZM107 26V25H106ZM113 26V25H112ZM116 26H118V25H116ZM121 26H120V28H121ZM149 26V27H150ZM159 26V27H158ZM157 27L159 28V30H161V27L163 28V27H165V26H160V25H158ZM168 26V25H167ZM170 26V25H169ZM189 26V25H188ZM188 26H186L187 28H188ZM4 27V26H3ZM8 27V26H7ZM13 26H11V28H12ZM55 27V26H54ZM111 26L109 25V28H110ZM114 28H113V30L116 28L115 26H113ZM154 27H152V28H154ZM172 27V26H171ZM204 27H205V25H204ZM260 27H261V25H260ZM91 28H90V30H91ZM124 28V29H125ZM147 28H148V26H147ZM183 28H185V27H182V30H183ZM187 28H185V29H187ZM201 28V27H200ZM209 28V27H208ZM220 28H217L216 30H218V29H220ZM230 28V27H229ZM238 28V27H237ZM240 28V27H239ZM238 28V29H239ZM258 28V27H257ZM257 28H256V30H257ZM13 29H14V27H13ZM18 29V28H17ZM93 29H96V28H93ZM98 29H105L104 27H102V28H98ZM97 29V30H98ZM112 29V28H111ZM149 29V28H148ZM150 29H151V27H150ZM149 29V30H150ZM155 29V31L156 30H158V29H156V28H154ZM165 30H166V27L164 28ZM189 29V28H188ZM191 29H193L192 28V26H191ZM210 29V28H209ZM228 29V28H227ZM237 29V30H238ZM241 29H242V27H241ZM250 29H251V32H252V28L250 27ZM20 30V29H19ZM74 30V29H73ZM106 30V29H105ZM109 30V29H108ZM116 30V29H115ZM114 30V31H115ZM121 30V29H120ZM127 30V29H126ZM126 30L124 31V32H126ZM131 30V29H130ZM129 29H128V31H130ZM136 31H138L137 29H135ZM204 31L205 29L203 28V29H201L200 31ZM216 30L214 31V32H216ZM223 31V29H220V31ZM231 30V29H230ZM233 30V29H232ZM231 30V31H232ZM244 30V29H243ZM242 30V31H243ZM255 30V29H254ZM88 31H89V29H88ZM87 31V32H88ZM94 31H96V30H94ZM93 31V32H94ZM104 31V30H103ZM103 31H101V33L103 32ZM114 31H112V32H114ZM122 31V30H121ZM120 31V33H121V35H123L122 34V32ZM131 31H133V30H131ZM131 31H130V33H131ZM153 31V30H152ZM174 31V30H173ZM207 30H205L204 31V33L206 32ZM227 31V30H226ZM85 32H86V30H85ZM84 32V30H83V33H85ZM98 32V31H97ZM108 33H109V31H107ZM107 32H103V34L101 35H99L100 37H102L103 35H107ZM116 32H117V30H116ZM123 32V33H124ZM149 32H151V30L149 31ZM157 32V31H156ZM155 32V33H156ZM159 32H161V34H162V36H165L164 38H166L167 36H166V34L168 35V34H170V35H173L172 33H167V32H165L164 30L163 31H158V35L160 34ZM163 32H165L164 34H163ZM184 32H185V30H184ZM224 32V31H223ZM234 32L236 33V31L234 30ZM240 32V31H239ZM263 32V31H262ZM261 32V35L263 36V38L261 37V39L259 38L258 40V43H257V40H255V42H256V49L255 50H262L263 48H264V35H263V33ZM25 33V32H24ZM53 33V32H52ZM76 33V32H75ZM81 33V32H80ZM119 33V34H120ZM130 33H127L128 34V38L130 37ZM148 33V32H147ZM153 33H154V31H153ZM203 32H202V34H204ZM217 33V32H216ZM260 33V32H259ZM82 34V33H81ZM89 34H91V33H89ZM88 34V35H89ZM97 34V33H96ZM99 34V33H98ZM114 33H112V35H113ZM118 34V33H117ZM126 34V33H125ZM132 35L134 34V31H133V33H131ZM149 34V33H148ZM207 34V33H206ZM209 34H211V33H209ZM221 34H223V33H221ZM226 34V33H225ZM224 34V36H226ZM242 34V33H241ZM252 34V33H251ZM84 35V34H83ZM95 35V34H94ZM105 35V36H106ZM152 35V37L155 39V41H157V40H159L160 38H158L157 36H156V38L153 36L154 34H151ZM183 35H186V34H183ZM191 35V34H190ZM195 35V34H194ZM208 35V34H207ZM219 35V34H218ZM231 35V34H230ZM240 35V34H239ZM243 35H245L244 33H243ZM242 35V36H243ZM250 35V34H249ZM249 35H246V36H249ZM86 37H87V34L85 35ZM85 36H83L81 39V41H78V42H81V43H83L84 41H86L87 39H88V37H87V39H85V40H83L84 38H85ZM96 36V35H95ZM95 36H92L93 38L95 37ZM104 36V37H105ZM116 36V35H115ZM114 36V37H115ZM120 35H118V36H116L115 38H114V41L116 42V41H118V39L119 40H122V41H118V42H122L123 43V40H124V42H125V39H126V44H127V42H128V46H130L131 44V42H132V45H133V39H132V37H134V35L132 36V37H130L129 39H127L126 37V35H123V38L121 39V36L119 37ZM136 36V35H135ZM143 36H144V34H143ZM142 35L141 36H139V37H143ZM149 36H150V34H149ZM169 36V35H168ZM210 36V35H209ZM217 36V35H216ZM220 36V35H219ZM222 36V35H221ZM227 36H229V35H227ZM242 36H239V37H242ZM250 36H252V38L254 37L253 35H250ZM91 37V38H92ZM97 37V36H96ZM104 37L103 38H101L102 40L101 41H103V39H104ZM106 37H108V36H106ZM145 37V36H144ZM151 36H150V40H152L151 38H152ZM160 37V36H159ZM202 39L205 37V35H204V37H203V35L202 36H200ZM258 37H260L259 36V34H258ZM258 37H256V38H258ZM12 38V37H11ZM80 38V37H79ZM118 38V39H117ZM146 38H148V37H146ZM171 38V37H170ZM185 38V37H184ZM193 38V37H192ZM195 38V37H194ZM193 38V39H194ZM228 38V37H227ZM255 38V37H254ZM13 39H14V37H13ZM23 40H24V38H22ZM96 39H97V41H98V37L97 38H95V41H96ZM142 39H144V38H142ZM149 39H147V40H149ZM153 39V40H154ZM167 39V38H166ZM165 39V40H166ZM174 39V38H173ZM195 39H197V38H195ZM202 39H200V40H202ZM219 39V38H218ZM220 39H223L222 37L220 38ZM219 39V40H220ZM229 39V41H230V39L231 38H228ZM233 39V38H232ZM231 39V44L234 42L233 40L235 39H233L232 40ZM73 40V39H72ZM80 40V39H79ZM90 40V39H89ZM105 40V39H104ZM107 40V39H106ZM105 40V41H106ZM128 40V41H127ZM161 41L163 40V38L161 37V39H160ZM159 40V41H160ZM167 40H169V38L167 39ZM166 40V41H167ZM184 40V39H183ZM204 40V39H203ZM203 40H202V42H203ZM235 40H237V39H235ZM244 40V39H243ZM249 40H250V37H249ZM17 41H19L18 39H17ZM69 41V40H68ZM94 41V42H95ZM170 42H172V39H170L169 40ZM239 41H240V39H239ZM247 41V40H246ZM72 42V41H71ZM90 42V41H89ZM88 42V43H89ZM98 42H100V40L98 41ZM117 42V43H118ZM176 44L178 43V41H174ZM185 42V41H184ZM183 42V43H184ZM198 42V41H197ZM197 42H195V43H197ZM199 42H201V41H199ZM205 43H203V44H206L207 42L206 41H204ZM221 42V41H220ZM219 42V43H220ZM226 42H228V41H226ZM226 42H223L224 43V45H225V43ZM254 41H252V43L251 44H255V43H253ZM27 43V42H26ZM81 43H79V44H81ZM91 43V42H90ZM101 43V42H100ZM100 43H95V44H99L98 45V48L99 49H101L99 46H101V44ZM121 43V44H122ZM159 43V42H158ZM175 43L173 44L174 46H175ZM217 43V42H216ZM238 43V42H237ZM72 44V43H71ZM73 44H74V42H73ZM77 44V42L74 44V45H76ZM108 45L110 44V43H107ZM120 44V45H121ZM126 44H125V46H126ZM130 44V45H129ZM145 44V43H144ZM147 44H149V43H147ZM152 44V43H151ZM179 44V43H178ZM218 44V43H217ZM227 44V47L230 45V44H228V43H226ZM234 45H235V43H233ZM232 44V45H233ZM10 45V44H9ZM94 45V44H93ZM102 45H103V43H102ZM112 45V44H111ZM118 45H119V43H118ZM123 45V44H122ZM122 45L121 46H118L119 47V49L117 48L116 49V51L117 50H122L121 48H122ZM138 45V44H137ZM214 45V44H213ZM222 45V44H221ZM258 45V46H257ZM70 46V45H69ZM72 46V45H71ZM80 46V45H79ZM83 46H85L84 44H83ZM83 46H82V48H83ZM91 46H92V44H91ZM105 46H106V43H105ZM124 46V45H123ZM134 46V45H133ZM139 46H141V44H139ZM153 46V45H152ZM169 46H172V45H170L169 44ZM168 46V47H169ZM174 46H172V49L174 48ZM182 46V45H181ZM196 46V45H195ZM211 46V45H210ZM231 46V45H230ZM87 47V46H86ZM95 47H96V45H95ZM113 47V46H112ZM114 47H116L115 45H114ZM146 47V46H145ZM167 47V50H169L168 52L170 53V52H172L173 53V55H172V53H170L171 55L169 56L168 55V57L169 58H174V57H172V56H177L176 54H174L175 52H173V51H171V47H169L168 48ZM176 47V49H178L177 47L178 46H175ZM188 48L190 47V46H187ZM187 47H181V48H187ZM223 48H224V46H222ZM227 47H226V49H227ZM253 47H254V45H253ZM5 48H6V46H5ZM70 48V47H69ZM68 48V49H69ZM73 48H74V46H73ZM103 48V47H102ZM106 48H108L107 46H106ZM124 48V47H123ZM126 48V47H125ZM128 48V47H127ZM130 49H131V46L129 47ZM133 48V47H132ZM154 48H156V47H154ZM187 48V49H188ZM198 48H199V45H198ZM218 48V47H217ZM221 48V47H220ZM12 49H15V48H12ZM18 49V48H17ZM79 49V48H78ZM77 49V50H78ZM94 48H92V50H93ZM129 49V50H130ZM134 49H135V47H134ZM138 49V48H137ZM140 49V48H139ZM138 49V50H139ZM147 49V48H146ZM160 48L159 47H157V51L159 50ZM175 49V50H176ZM186 49V50H187ZM194 49V48H193ZM231 49V48H230ZM234 49V48H233ZM240 49V48H239ZM254 49V48H253ZM4 50V48H1L0 49V53H1V51L2 52H4L3 51ZM6 50H7V48H6ZM6 50H5V53H6ZM18 50H20V49H18ZM21 50H22V48H21ZM64 50H66L65 48H64ZM73 50H75V48L73 49ZM97 50V49H96ZM104 50H106V49H104ZM108 50H110L109 48H108ZM107 50V52H109ZM111 50H113V49H111ZM133 49H131V51H132ZM137 50V51H138ZM152 50V49H151ZM185 49H183V52H186L187 53V51H184ZM204 50V49H203ZM235 50V49H234ZM14 51V50H13ZM15 51H17V50H15ZM125 50H123V54L124 53H127L128 52V50L127 51H125ZM134 51V50H133ZM140 51V50H139ZM146 51V50H145ZM154 51H156L155 49H154ZM157 51H156V53H157ZM177 51V50H176ZM206 51V50H205ZM221 51V50H220ZM231 51V50H230ZM242 51V50H241ZM65 52V51H64ZM63 52V53H64ZM67 52V51H66ZM68 52H70V53H72L71 52V50L70 51H68ZM73 52H75V51H73ZM87 52H88V49H87ZM96 52H98V54L101 52V50L100 51H94V54L96 53ZM104 53H105V51H103ZM112 52V51H111ZM122 52V51H121ZM189 52V51H188ZM201 52H203V51H200V53ZM228 52H229V50H228ZM227 52V53H228ZM232 52H233V50H232ZM235 52V51H234ZM260 52V51H259ZM262 52V51H261ZM5 53H3L4 55H5ZM8 53H9V51H8ZM7 53V54H8ZM15 53V52H14ZM14 53H12V51H11V54H14ZM76 53V52H75ZM82 53V52H81ZM117 55H119V52L117 51ZM158 53H161V55L163 54V52H162V50L160 51L159 50V52ZM179 53V52H178ZM206 53V52H205ZM252 53H253V50H252ZM263 53V52H262ZM15 54H17V52L15 53ZM19 54V53H18ZM17 54V55H18ZM31 54V53H30ZM29 54V56L31 57V55ZM67 54V53H66ZM69 54V53H68ZM94 54H93V56H94ZM112 54V53H111ZM131 54V53H130ZM140 54V53H139ZM152 54V53H151ZM249 54H250V52H249ZM2 55V54H1ZM10 55V54H9ZM22 55H24V56H22V57H24V60H25V63L27 62V61H29V60H27V55L28 54H22ZM57 55V54H56ZM62 55V54H61ZM60 55V56H61ZM74 55V54H73ZM81 55V54H80ZM85 55V54H84ZM90 55V54H89ZM87 53H86V55H85V57H83V58H86V56H89ZM97 55V54H96ZM101 55V54H100ZM99 55V56H100ZM104 54H102V56H103ZM106 55H108V53H106ZM113 55V54H112ZM125 55V54H124ZM136 55V54H135ZM159 55V54H158ZM190 55V57H192L191 56V54H189ZM254 55H255V52H254ZM12 57H13V55H11ZM9 57L8 59H7V57H6V59L3 57V59H4V61L5 60H8V62L9 61H12V59L13 58H19V57ZM20 56V55H19ZM34 56V55H33ZM66 56H68V55H66ZM78 56V55H77ZM98 56V57H99ZM102 56H100V57H102ZM105 56V55H104ZM109 57H111L110 56V53H109V55H108ZM115 56V55H114ZM120 56V55H119ZM118 56V57H119ZM126 56V55H125ZM137 56H138V54H137ZM141 56V55H140ZM140 56H139V58H140ZM153 56V55H152ZM160 56V55H159ZM158 56V57H159ZM180 56V55H179ZM186 56H187V54H186ZM203 56H204V54H203ZM202 56V57H203ZM252 55H250L249 57L251 58V59H253L252 57H251ZM261 56H263L261 53L259 54H257V57L259 58L260 57V60H262V58H264V57H262L261 58ZM2 57L0 56V58H1V60H3L2 59ZM21 56H20V58H22ZM25 57H26V59H25ZM30 57L28 58V59H30ZM78 57H80V56H78ZM89 57H91V56H89ZM117 57V58H118ZM130 57V56H129ZM132 57H134V55L132 56ZM143 57H144V55H143ZM157 57V58H158ZM188 57V56H187ZM194 57V56H193ZM208 57V56H207ZM218 57H220V56H218ZM10 58H12L11 60H9ZM19 58V60H21ZM34 58L35 57H32V60L33 61H35L34 63H36L38 60L37 59H35L34 60ZM67 58V57H66ZM69 58V57H68ZM68 58H67V60H68ZM71 58V57H70ZM76 58V57H75ZM106 58V57H105ZM116 57H114L113 59L114 60H116L117 61V59H115ZM119 58H121L122 59V57H119ZM127 58V57H126ZM162 58L164 59V56H162ZM179 58V57H178ZM189 58V57H188ZM204 58V57H203ZM206 58V57H205ZM249 58V59H250ZM14 59V60H15ZM45 59V58H44ZM48 59H50V57L48 58ZM57 59H58V57H57ZM74 59V58H73ZM80 59H81V57H80ZM89 59V61H90V58H88ZM99 59V58H98ZM106 59H108V58H106ZM113 59H110L111 61L113 60ZM120 59V60H121ZM130 58H128V60H129ZM133 59H137V58H133ZM141 59V58H140ZM143 59V58H142ZM176 59V58H175ZM192 59V58H191ZM207 59V58H206ZM213 59V58H212ZM217 59V58H216ZM0 60V62L2 63V61ZM13 60V61H14ZM15 61L13 64H15V66H16V63H18L19 62V66H20V63H23V64H25L24 62H22V60L21 61ZM23 60V61H24ZM32 60H30L31 62H32ZM37 60V61H36ZM52 60V59H51ZM60 60V57H59V59H58V61ZM61 60H62V58H61ZM64 60H66V59H64ZM74 60H76V59H74ZM93 60H94V58H93ZM105 60V59H104ZM103 60V63L102 64H104V66H106V65H108V68L110 67V65L112 64L110 61H109V59H108V61L106 60V62ZM119 60V59H118ZM145 60V59H144ZM143 60V61H144ZM256 60V59H255ZM254 60V61H255ZM12 61V62H13ZM54 61V60H53ZM81 61H82V59H81ZM83 61H85L84 59H83ZM82 61V62H83ZM88 61V63H90ZM101 61V60H100ZM116 61H112V62H116ZM125 61H126V59H125ZM130 61V60H129ZM135 62H136V60H134ZM134 61H132V62H134ZM137 61H139V60H137ZM184 61V60H183ZM204 61H205V59H204ZM217 61V60H216ZM253 61V62H254ZM258 61H259V59L257 60V65H258ZM264 61V60H263ZM40 62V61H39ZM55 62V61H54ZM62 62V61H61ZM64 62V61H63ZM67 62V61H66ZM69 62V61H68ZM68 62H67V65H68ZM73 62V61H72ZM74 62H76V61H74ZM73 62V63H74ZM82 62H80V64H82ZM105 62V63H104ZM129 63V64H131V65H128V66H125V65H123V63H122V60H121V62L119 61V64L118 65H120L121 63V65H123V66H121V68H118V66L116 65V63H118V62H116V63H114L115 65H116V67L118 68V69H116V67L115 66H113L114 67V72H113V74H112V68H109L110 69V71H111V74L110 73H108L110 76H108V80L109 81H106L107 80V78H106V83H105V81L104 82H101L102 80H101V78H98V82L96 81V82H94V84L95 85H97L98 84V86H95L96 87V89L94 90V87L92 86V88H93V90L90 92V95H88V96H86L87 95V92H88V90H87V87H88V85H87V87H86V85L85 84H90V82H86L85 84H83V85H79V87H78V89H80V88H82V86L85 88L86 87V90H87V92H86V95H84V96H82L83 94H85V93H81L82 95H78V96H73L74 95V90L73 89H76V92H75V94L77 93V88H72L71 86H73L74 87V85L72 84V85H69L70 86V89L71 90H73V94H70V96L71 97H69V96H67V94H64L63 95V91L65 90L64 89V86H66L67 88H68V86H67V83H66V85H64V83L65 82H63V83H59V93L62 95H60V94H58V91L56 90H54V88H53V91L55 92V93H57L58 94V97H64L65 95L67 96V98H66V96H65V98H62V100L60 99V98H55V96L57 95H55V93H54V95H53V98H51V99H53V101L56 99H59V101H62V102H67L66 104H68L67 106H70L69 108H72L71 106H74V109H70V111L68 110L69 108L66 106V104H65V102L63 103L64 105H63V108H68V109H63L61 106H62V102L60 103L58 100V102L56 103L55 101V104L57 105L58 104V108H60L59 110H61V108H62V110H64V111H67V113H66V115H64V114H62V116L64 115V116H67V114H69L70 115V113H71V111L72 110H75L76 112H77V114H78V111L80 112L81 110H78V109H80V107H82V106H84V105H86L87 107L86 108H88V105L87 104H83V103H85V101L86 102H89V100H90V102H92V103H89V107H90V105L92 106V107H94L93 109V111L95 112V113H97V115H98V118H95V119H100V117L103 119V117H102V115H100V114H102L101 113V111L103 112V114H104V112L105 111H107V112H109L110 114H106V115H108V117H105L103 120L104 121H102V122H100V121H95V122H100L99 124H97V127H93V125L91 126V128H93L92 130L90 129H84V124L86 123V121H88V119H90V122H92V120H91V116H89L90 115V113H93L92 112V109H91V107H90V109L88 108V110H91V112L89 111V114L88 115H86L85 114V112H80L79 114H80V116L82 115V114H84L83 115V120L85 119L84 117H86L87 118V116H89V118L85 121V123H84V121L82 120V118H81V120H80V122L82 123V124H80V122L79 121H76L75 119H80L78 116V118H73V121L75 120L76 121V123H77V125H71V123H66V122H69V121H66L65 123L62 121V126H60L61 125V123L59 122V120L57 121H55L57 124L56 125H58V124H60L59 126H60V130H58V128H57V126H55L54 127V125H53V123H54V120L55 119H53L52 120V118H51V121H53V122H51V121H48V120H50V117H49V115H48V117H47V119H42L41 120V118L40 117H42L41 115H39L38 116V114H34L33 115V111L31 110L32 108H34V110L36 111V110H42L43 111V107H42V104H40V102H43L46 98H45V95H44V97L42 96V94L45 92H43L42 91V93H40V91H38L41 95H39L38 93H34L33 92V94H35L34 96H36V95H38V96H36L37 98H38V103H39V105H37L38 103H36V105H35V101L37 102V99L34 101V99H33V103H32V105H35L38 109H35V107H32V105H27L26 106V101L28 100V99H26V100H24V102L21 100V98H22V96L24 97V93L22 92H20L22 95H20V93L18 92V91H14V92H16V95H12V94H10V98L11 99H13V100H10V98L8 99V100H10L11 102H9V101H5L4 99H5V97L6 96H4V95H2L1 97H0V103H6L7 102V104H10V103H17V101H18V103L16 104L17 106H14V104L13 105H9V108L10 109H14V111L16 112V109L14 108V107H18V108H20V106H18V104L19 103H21V104H23V106H26V108H28L29 106H31V107H29L28 109H27V113H28V111L29 110H31L30 112H31V116L30 115H28L27 113H25V112H23V114L21 113L22 111H21V109H19L18 111L21 113V115H20V113L18 114L17 112L15 113V117H14V114L11 112L12 110H10L9 108H7L6 109V111L8 110V113L7 112H5V113H7V115L5 114V116H3L4 117V119L7 117L8 119H9V117H10V121L9 122H7L6 120H4V122L6 121L7 123H5V125L3 126V124H1L0 125V181H1V183L2 182H4V183H6V185L10 188V182L9 183H7V180L8 181H12V183L14 182L13 180H10V178H9V176H7L9 173H7V171H8V169L7 168H10L12 171H14L15 173V175H13V173H12V175L13 176H15V181H16V177L17 176H19V178H21V177H25L26 175H29V174H36V176L39 174V173H41L42 172V174H43V170L45 169V171L47 172V170L49 169L53 174H56V173H58V171H55V167H56V169H59V167L61 166H63L62 168H63V171H61L60 172V174H58V176L60 177L59 178V180H61V182L64 184H62L60 181L58 182V183H60V184H62L61 185V188L63 187V190H61V188L59 189L58 188V185L57 186H54V187H57L58 189H56V190H54V194H52L53 192H51L52 191V189L50 188V189H45V190H50V192H49V194L47 195V192L46 193H44V194H46V195H44L43 197H39V198H37L36 196L35 197H33L34 199L36 198L37 200L39 199V201H42L41 203L42 204H44L45 202H46V200H48L50 203H48V202H46L45 204L47 205V207L45 206L43 209H44V211H46V210H48L49 208V210L50 211H48V214H49V216H51V217H49V216H46L45 217V219H44V217H40L39 218V216L41 215L40 214V212L42 211H39L40 209L39 208H37L38 206H34L33 204H31V202H30V200L31 199H29V202H30V205H32V211L30 212V214L31 213H36V210L39 212V214L38 213H36V214H31V218H33L34 220H36L34 217L36 216V218H38V221H37V224H36V222L34 221V220H32V221H30L29 223H27L25 226H29L30 227V223H32L33 221L35 222V224L34 223H32L33 225V227H34V225L36 226L34 229H33V227H28V230L29 229H33V230H35V229H38V230H35V231H38L37 233H40V232H43L42 233V235L41 234H35V235H37V236H48V235H50L51 234V238H52V241L54 240V238H55V242L56 243H58L59 241L61 242L60 243V245L61 244H63L64 243V247H66L67 246V248H72L71 246L74 244V240H75V238H76V242H77V245H76V243L73 245V248H75V247H77V249H75V250H79L80 252H81V250H82V252L81 253H78V254H76V252L75 253H70V255H68V257L67 256H65L66 258H67V261H64V260H66V259H63V258H65V257H61L60 255H61V252L59 253L58 251H56L57 249H59V248H56L57 246H59V244L56 246V244H55V242H52L51 240H48L47 239V243H49V242H52L51 243V245L49 244V246H50V248L48 247V246H45L46 248L48 247V250H46V251H48L49 253L50 252H52L51 250H53V252L52 253H50L51 255H55L54 253L56 252H58L59 254H56L57 255V258H62V259H56V260H51L50 258V256L51 255H49V253L48 252H45V253H48L46 256L48 257V255H49V258L48 259H45L44 261H49V263H48V261H47V264H66L65 262H67V263H69V261L70 260H68V259H70V257L72 256H74V258H71L72 260L74 259V261L76 262V263H74L72 260H71V263L73 264H78L77 262H79V264H87V262H88V264L90 263V264H93L94 263V261H96V259L98 258V260H97V262H99V264H100V259H101V261L103 262L104 261V258H105V261H107V264H108V262H109V264H121V263H119V262H121L122 260H120V259H123V258H125V260L126 261H128V262H130V263H133V264H162L163 262H165V263H163V264H169L171 261L173 262V260H171V261H168V260H170V258L169 259H167L165 256H169L168 255V252H170V246H175V249H173V250H171L172 251V253L174 252V250H177V249H180L181 250V252L183 251V249H181L180 248V246H182L183 245V247H185V244H187L186 242H187V239H188V241H190L189 239H191V241L193 242V240L196 238H198V236L200 237V235H198V233L197 232H200V231H198V226H200L199 224H201L200 223V221L202 220L201 218H202V216H203V214H202V216H201V220H199V218H198V220H197V217L196 218H194V219H196L195 221L197 222H199L198 224H197V227H195L196 225H195V221H193L194 219H191V223H190V225L189 226H193V224L195 225L194 227H192V228H195V231H196V228H197V232L196 233H194V231H193V234H196L197 236L195 237L194 236V238L192 237V231H191V233L189 232L190 231V229H192L191 227H190V229L188 228V226L186 227V223H188L189 224V220L187 221V222H185L184 223V221H183V223L182 224H178V222H179V220L181 221V219H180V217L182 216L181 214H190L191 212L192 213H194L193 211H194V208L195 209H197L195 212H197V211H199L200 209H203V208H205V207H203V205L204 206H206L205 204H202L203 202L205 203V201H207L206 200V196H208L209 195V193H210V191L212 190L211 188H210V186L212 185V184H214L213 182L215 181V180H218L219 181V183H217V185H222V184H220V177H219V175H218V178H216L217 177V174H220V171H223V172H226L227 170H230V169H227V168H225V169H223V167H225V165L223 164V166L222 165H220V167H219V169H220V171H219V169L217 170L219 173H216V177H214L213 178V176H211V173H210V175H207V176H210V177H207V178H202L200 175H199V171L197 172V169L196 168H198L197 167V161H199V159L200 158H203L204 156L205 157H207L208 156V154L206 155L205 154V152L206 151H203L202 149H204V150H206V148H208V145L205 147V148H202V147H204L203 145H204V143L202 142H200L201 143V148L202 149H200V147H199V149L198 150H200V151H197V152H195L196 150H194V146H196L197 144H195L197 141H195V143H194V146L192 145V144H190L191 146H192V148H193V150L191 149V147L190 146H188L187 148H189L190 147V149H191V151L189 150V151H187L186 149H184V145L182 144H180V146L181 147H183V150H181V149H178V147H180L178 144V146H176L175 147V145H172L171 143H173V141L171 140L170 141V144L172 145V146H174L172 149H170V150H173L172 151V154L173 155H170V154H168V155H170L171 157H169L168 155H166V153H164L163 152V154H164V156H166L167 157V159H169L168 161H166V157H165V159H163L162 158V156H163V154L161 155V151L159 152V150H157V149H154V143H152V145H150V147L148 146V148H147V151L146 152H144V149L146 150V148H144L143 149V147L144 146H146L145 144L147 143V145L149 144V141L150 142H156L155 144H157V141L155 140H152L151 141V138H150V140L148 141V142H146L148 139H147V137H146V139H145V137L144 136H148V135H151L150 133L151 132H149L148 134H146V127H145V129H144V125L143 124H141V119H140V117H139V110H140V107L142 106V103H145L146 104V107L148 106V101H147V99H148V96L149 95H151V94H149L148 93V91L150 90H148V88L149 87H151V86H147L146 84H148V83H146V81H145V78L147 77V74L149 75V76H151L150 77V79L151 78H153L152 77V74L153 73H155V72H152V74L150 75L149 74V72L147 71V69H145V70H142V71H140L139 70V68H138V64L137 65H134V64H136V63ZM141 62L142 61H140L139 63L141 64ZM214 62V61H213ZM250 62V61H249ZM252 62V61H251ZM9 63H11V62H9ZM9 63H8V65H9ZM52 63V62H51ZM65 63V62H64ZM78 63H79V60H78ZM97 64H99V62H96ZM101 63V62H100ZM127 62H125V64H126ZM144 63V62H143ZM203 63V62H202ZM205 63V62H204ZM217 63V62H216ZM219 63H222V62H219ZM3 64V63H2ZM7 64V63H6ZM28 64H30V63H28L27 62V64H25V65H23V68H24V66H27ZM41 65H42V63H40ZM62 64V63H61ZM84 64V63H83ZM82 64V65H83ZM86 64L87 63H85L84 64V66H86ZM92 64V63H91ZM91 64H88V65H91ZM96 64V65H97ZM106 64V65H105ZM113 64V65H114ZM194 64V63H193ZM218 64V63H217ZM250 64V63H249ZM4 65V64H3ZM53 65H54V63H53ZM57 65V64H56ZM59 65V64H58ZM70 65V64H69ZM68 65V66H69ZM73 65V64H72ZM92 65H94V64H92ZM92 65H91V67L90 68H92ZM144 65V64H143ZM147 64H145V66H146ZM169 65V64H168ZM218 65H220V64H218ZM252 65V64H251ZM253 65H254V67H255V64L253 63ZM6 66V65H5ZM10 66V65H9ZM14 68H15V66L14 65H12ZM12 66H11V68L10 67H8L9 68V70L6 72L5 70V74L4 73H2V71H1V73L3 74V75H7L6 76V78H8V80L9 79H12V80H10L11 81V83H12V81L15 79L13 76L12 77H10L11 75H12V73H11V71H10V69L11 70H14V68L12 69ZM19 66H18V64H17V67L19 68ZM30 66H31V64H30ZM50 66V65H49ZM48 66V67H49ZM67 66V68H70V67H73V66H70V67H68ZM74 66L76 67V68H80V70L79 71H77V72H79V75H80V71L82 70L83 71V69H84V67L81 69V67L79 66V65H75L74 64ZM77 66H79V67H77ZM100 66V65H99ZM139 66H141V65H139ZM152 66V65H151ZM150 65H149V67H151ZM217 66V65H216ZM249 66V65H248ZM16 67V68H17ZM33 66H31L30 68H29V65H28V67H25L27 70H29L28 72H30V71H32L33 70V72H36V71H34V69L32 68ZM38 67V66H37ZM36 67V68H37ZM51 67L53 68L54 66H52V64H51ZM50 67V68H51ZM63 67H65V66H63ZM63 67H61V68H59L58 70L59 71H56L55 70V68L51 71L52 73L53 72H62L63 70V72L62 73H65L66 72V68L64 69ZM95 67V66H94ZM93 67V68H94ZM142 67V66H141ZM194 67V66H193ZM203 66H201V68H202ZM204 67H205V65H204ZM230 66H228V68H229ZM6 68V67H5ZM18 68L17 69H15L16 71V73H18V72H20L21 73V71H23L21 74H24V75H21L22 77L23 76H25L26 75V77H23V79H25L26 80V78H29L28 76H31V72L30 73H28V74H26L27 73V71H26V69H20L21 68V66H20V68H19V71L17 72V70H18ZM29 68V69H28ZM40 68V67H39ZM38 68V69H39ZM51 68V69H52ZM89 68V67H88ZM92 68V69H93ZM96 68H98V66L96 67ZM96 68H94V69H96ZM107 68V67H106ZM144 68V67H143ZM142 68V69H143ZM163 68V67H162ZM162 68H160V69H162ZM207 68V67H206ZM227 68V69H228ZM263 68V67H262ZM40 69H42V68H40ZM50 69V70H51ZM60 69L62 70V71H60ZM70 69H75V68H70ZM151 70H152V68H150ZM150 69L148 68V70L150 71ZM154 69V68H153ZM224 69V68H223ZM250 69V68H249ZM26 72H25V71ZM55 70V71H54ZM77 70V69H76ZM75 70V71H76ZM106 70V69H105ZM166 70H168V69H166ZM179 70V69H178ZM218 70H219V67H218ZM232 70V69H231ZM69 73H72L71 71H74V70H71V71H69V69L67 70ZM75 71L73 72L74 73V75H75ZM88 71V70H87ZM89 71H91L90 69H89ZM100 71V73H101V70H99ZM107 71V70H106ZM109 71V70H108ZM109 71V72H110ZM173 71V70H172ZM180 71V70H179ZM190 71V70H189ZM203 71V70H202ZM209 71V70H208ZM228 71V70H227ZM243 71H245V70H243ZM261 71V70H260ZM38 73L40 72L39 70L37 71ZM48 72V71H47ZM84 72H85V70H84ZM93 73H94V71H92ZM169 72V71H168ZM232 72V71H231ZM249 71H247V73H248ZM262 72V71H261ZM0 73V75H2ZM56 73V74H57ZM61 73V74H62ZM93 73H92V75H93ZM98 73V72H97ZM97 73H95V74H97ZM175 73V72H174ZM209 73V72H208ZM220 73V72H219ZM224 73V72H223ZM238 73V72H237ZM236 73V74H237ZM40 74H44V72H42L41 71V73ZM49 74V73H48ZM55 74V75H56ZM65 74H68L67 72L65 73ZM64 74V75H65ZM85 74V73H84ZM88 75H89V73H87ZM103 74V73H102ZM169 74H170V72H169ZM242 74H243V72H242ZM245 74V73H244ZM35 75V74H34ZM52 74H49L48 75V83H49V76H51ZM59 75V74H58ZM57 75V76H58ZM63 75V74H62ZM70 77H71V75L70 74H68ZM107 75V74H106ZM162 75V74H161ZM160 75V76H161ZM179 75V74H178ZM224 75V74H223ZM233 75V74H232ZM239 75V74H238ZM238 75L236 76V77H238ZM247 75V74H246ZM246 75H244L245 77H247ZM256 75V74H255ZM20 76V77H21ZM38 76V75H37ZM37 76H35L34 78L36 79H34L35 81H38L39 80V78L40 79H42L41 78V76L40 77H38V79L36 78ZM45 76H47V75H45L44 74V78H45V80H46V78L47 77H45ZM60 76V75H59ZM58 76V78H59V80H61L60 78L62 77H59ZM67 76V75H66ZM104 76V75H103ZM157 76V74L155 75V77ZM185 76L186 77H188L186 74H185ZM191 76V75H190ZM189 76V77H190ZM218 76V75H217ZM220 76V75H219ZM218 76V77H219ZM224 76H226V75H224ZM230 76H231V73H230ZM241 76V75H240ZM243 76V77H244ZM15 77H19V75H16ZM31 77H33V76H31ZM30 77V78H31ZM52 77H53V75H52ZM70 77H68V80H70V79H72V77H73V75H72V77L70 78ZM95 77H96V75H95ZM99 77H100V75H99ZM102 77V76H101ZM110 77V78H109ZM229 77V76H228ZM249 77H250V75H249ZM0 78H1V76H0ZM43 78V79H44ZM55 78H56V76H55ZM62 78H64V76L62 77ZM70 78V79H69ZM88 78V77H87ZM148 78V77H147ZM163 78H165V76H163ZM166 78H167V76H166ZM192 78H194V77H192ZM197 78H200V76L199 77H197ZM222 78H223V76H222ZM233 78V77H232ZM240 79H241V77H239ZM18 79V78H17ZM33 79L31 80H29V79H27V81H29V82H31L32 84H33ZM78 79V78H77ZM93 79V78H92ZM100 79V80H99ZM149 79V78H148ZM182 79V78H181ZM185 79V78H184ZM221 79V78H220ZM237 79V78H236ZM235 79V80H236ZM244 79V78H243ZM242 79V80H243ZM1 80V79H0ZM7 80V79H6ZM6 80H4V81H6ZM44 80V81H45ZM51 80V79H50ZM53 80H54V77H53ZM58 80V81H59ZM64 81H65V79H63ZM67 80V79H66ZM72 80H74V79H72ZM147 80V79H146ZM153 80V79H152ZM166 80V79H165ZM191 80V79H190ZM193 80V79H192ZM191 80V81H192ZM196 80V79H195ZM233 80V79H232ZM238 80V82L237 83H242L239 79H237ZM3 80L1 81L2 83L4 82ZM15 81V83L16 82H18V81H16V79L14 80ZM13 81V82H14ZM33 81V82H32ZM43 80L41 81V82H44ZM54 81H56V80H54ZM83 81V80H82ZM91 81H93V80H91ZM151 81V80H150ZM155 81V80H154ZM154 81H151L150 83L152 84ZM199 81V80H198ZM222 81V80H221ZM229 81H231V80H229ZM240 81V82H239ZM246 81H248L249 83H250V81L249 80H246ZM8 82V81H7ZM20 82V81H19ZM51 82V81H50ZM101 82V83H100ZM148 82H149V80H148ZM159 82V81H158ZM194 82H196L197 83V81H194ZM233 82V81H232ZM2 83H1V85H2ZM6 83V82H5ZM9 83V82H8ZM8 83H7V86L5 87L4 85L3 86H1L0 85V87H3L2 89H4V88H7V89H9V88H11V87H9L8 88ZM30 83V84H31ZM35 83V82H34ZM45 84L44 85H46V81L44 82ZM47 83V84H48ZM55 83V82H54ZM58 83V82H57ZM70 83H68V84H70ZM84 83V82H83ZM100 83V84H99ZM155 83L156 82H154L153 84L155 85ZM196 83H191V84H189L188 86H190L189 88H184V90H186L187 91V89H188V91H189V89H191V90H193L194 88H195V90H196V87L198 86ZM231 83V82H230ZM247 83V82H246ZM31 84V85H32ZM39 84V83H38ZM64 86H63V85ZM77 84H79V83H77ZM80 84H82V83H80ZM93 84V82H92V85H94ZM150 84V85H151ZM165 84V83H164ZM232 84V83H231ZM234 84H235V82H234ZM6 85V84H5ZM10 85H12V86H14L13 84H10ZM17 85H20V84H17ZM28 85V84H27ZM35 86H37L38 88V90H39V86L37 85V83H35L34 84ZM33 85V86H34ZM61 85L63 86V88H60L61 87ZM91 85V84H90ZM157 85V84H156ZM155 85V86H156ZM247 85H249V84H247ZM246 85V86H247ZM251 85V84H250ZM249 85V86H250ZM252 85H253V83H252ZM16 86V85H15ZM24 86H25V84H24ZM24 86H22V84H21V86H20V88L22 87H24ZM33 86H32V88H33ZM47 86H52V84L51 85H47ZM57 86V87H58ZM209 86V85H208ZM213 86V85H212ZM241 86V85H240ZM240 86H237V88L239 87V89L240 90H237L236 88V91H239L238 93H241V89L242 88H240ZM244 86V85H243ZM19 87V86H18ZM28 87V86H27ZM29 87H31L30 85H29ZM53 87V86H52ZM56 86H55V89H58ZM76 87H77V85H76ZM90 87V86H89ZM176 87H178V86H175V87H171V88H175V91H177V89L178 88H176ZM186 87V86H185ZM252 87H254V86H252ZM40 88H41V86H40ZM43 88L44 87H42V90H43ZM67 88H66V90H67ZM91 88V89H92ZM155 88V87H154ZM231 88V87H230ZM248 88H251V87H248ZM6 89V90H7ZM11 89H13V88H11ZM15 89V88H14ZM26 89V88H25ZM28 89V88H27ZM36 89V88H35ZM48 89V88H47ZM47 89L45 88L44 90H46L47 91ZM49 89H51L52 90V88L51 87H49ZM49 89H48V91H49ZM161 88H159V90H160ZM168 89V88H167ZM244 89H246V87L245 88H243V90ZM5 90V89H4ZM16 90H17V88H16ZM32 91L33 89H29V91ZM63 90V91H62ZM84 90V89H83ZM82 90V91H83ZM153 90V89H152ZM155 90V89H154ZM166 90V89H165ZM164 90V91H165ZM197 90H198V88H197ZM211 90V89H210ZM229 90H231V89H229ZM247 90H249V89H247ZM246 90V91H247ZM0 91H1V93H2V90L0 89ZM8 91V90H7ZM13 90H11V92H12ZM21 91V90H20ZM26 91V90H25ZM24 91V92H25ZM28 91V90H27ZM27 91H26V93H27ZM31 91H30V93H31ZM34 91V90H33ZM37 91V90H36ZM70 91V90H69ZM151 91V90H150ZM199 91V90H198ZM234 91V89L232 90V92ZM253 91V90H252ZM252 91L251 90H249V91H247V92H249V95H250V92L252 93ZM5 92V91H4ZM4 92H3V94H4ZM17 92L19 93V94H17ZM152 92V91H151ZM150 92V93H151ZM154 92H156V94L158 93V91H154ZM184 92V91H183ZM230 92V91H229ZM255 92V91H254ZM8 93V92H7ZM7 93H5L6 95H7ZM10 93V92H9ZM52 93V92H51ZM50 93V94H51ZM70 93H71V91H70ZM164 93V92H163ZM165 93H167L166 91H165ZM172 93V92H171ZM177 93V92H176ZM184 93H186V92H184ZM237 93V92H236ZM32 94V93H31ZM49 94V95H50ZM79 94H80V91H79ZM155 93H153L152 95H156ZM162 94V93H161ZM179 94V93H178ZM189 94H190V92H189ZM253 94V93H252ZM11 95H12V97H11ZM28 95V94H27ZM30 95V94H29ZM187 95V94H186ZM232 95V94H231ZM234 95L236 96V94L234 93L232 96L234 97ZM238 95V94H237ZM246 95H247V93H246ZM246 95H244V97L246 96ZM264 95V94H263ZM3 96H4V98H3ZM32 96V95H31ZM34 96H32V97H34ZM42 96V97H41ZM162 96H164L165 97V95L163 94ZM169 96V95H168ZM168 96L166 97V98H164L165 100L168 98ZM207 96V95H206ZM240 96V95H239ZM21 97V98H20ZM25 97L27 98V96L25 95ZM24 97V98H25ZM39 97H41V98H44V100H42L41 98H39ZM50 97H51V95H50ZM57 97V96H56ZM84 97V98H83ZM152 97V99L154 98L153 96H151ZM184 97V96H183ZM218 97V96H217ZM216 97V98H217ZM238 97V96H237ZM249 97V96H248ZM253 97V96H252ZM2 98H3V100H2ZM29 98H30V96H29ZM158 98L160 99V97L158 96ZM157 98V99H158ZM185 98H188V101H189V97L187 96V97H185ZM250 98V97H249ZM7 99V98H6ZM31 100H32V98H30ZM65 99V100H64ZM86 99V100H85ZM88 99V100H87ZM158 99V100H159ZM164 99H162V100H164ZM169 99V98H168ZM178 99V98H177ZM17 100V101H16ZM19 100H21V101H19ZM64 100V101H63ZM67 100V101H66ZM150 100H151V98H150ZM186 100V99H185ZM196 100H199V99H196ZM208 100V99H207ZM216 100H218V99H216ZM249 100V99H248ZM254 100V99H253ZM252 100V101H253ZM5 101V102H4ZM15 101V102H14ZM29 101V100H28ZM45 101H48V100H45ZM146 101H147V103H146ZM244 101H245V99H244ZM251 101V100H250ZM9 102V103H8ZM23 102V103H22ZM32 102V101H31ZM50 103H52L51 101H49ZM174 102V101H173ZM211 102V101H210ZM217 102H219V101H217ZM221 102V101H220ZM263 102V101H262ZM44 103V102H43ZM46 103V102H45ZM150 103L152 104H155V101L154 102H151V101H149V105H150ZM176 103V102H175ZM178 103V104H177ZM176 103V105H180V103L179 102H177ZM214 103V102H213ZM243 103V102H242ZM245 103V102H244ZM252 103V102H251ZM255 103V102H254ZM253 103V104H254ZM7 104H4V105H7ZM25 104V105H24ZM29 104H31L30 103V101H29ZM61 104V105H60ZM80 104H82L81 106H80ZM109 104H112V107L109 105ZM145 104H144V107H145ZM161 104V100H159V102H158V107H160V106H162V105H160ZM215 104H216V102H215ZM214 104V105H215ZM231 104V103H230ZM2 105V104H1ZM3 105V106H4ZM46 106H48L47 104H45ZM76 105H79V108H77V110L75 109V106ZM163 105H165V104H163ZM171 106L173 105V104H170ZM175 105V104H174ZM219 105V107H221L220 106V103L218 104ZM226 105V104H225ZM224 105V106H225ZM242 104H239V106H241ZM252 105V104H251ZM255 105V104H254ZM12 106H14V107H11ZM22 106V108L24 109V111H25V107H23ZM46 106H44L45 108H44V111H45V109H46V112H48L49 111V109H48V107L46 108ZM60 106V107H59ZM109 106L111 107V109H115V113H114V111L113 110H111V112L108 110L109 109ZM113 106H115L114 108H113ZM151 106V105H150ZM154 106V105H153ZM153 106H151V107H153ZM177 106V107H178ZM200 106V105H199ZM224 106H222V108L224 107ZM237 105H235L234 107H236ZM244 106H246L247 107V103L244 105ZM5 107V106H4ZM6 107H8V106H6ZM5 107V108H6ZM54 107L56 108V106L54 105ZM85 107V106H84ZM84 107H82L81 109H84ZM103 107H105L104 108V111H103ZM108 107V109L107 110H105L106 108ZM165 107V106H164ZM169 107V106H168ZM187 107V106H186ZM201 107H203V106H201ZM229 107H230V105H229ZM252 107H254L253 105H252ZM1 109H3V111L0 109V112H1V114H2V112H3V114H4V111H5V109L4 108H2V107H0ZM41 108V109H40ZM50 108V107H49ZM162 108H163V106L160 108V110H162ZM172 108V107H171ZM178 108H180V106L178 107ZM225 109H224V111L227 109L226 107H224ZM232 108H233V106H232ZM249 108H251V107H249ZM47 109H48V111H47ZM146 109H148V108H146ZM208 109H210V106H209V108ZM228 109H230V108H228ZM246 110L248 109V108H245ZM253 109V108H252ZM251 109V110H252ZM50 110H51V108H50ZM62 110H61V113H62ZM84 110H87V109H84ZM180 110V109H179ZM212 110V109H211ZM219 110H220V108H219ZM219 110H217V111H219ZM234 110V113H236L235 112V109H233ZM236 110H238V109H236ZM243 110V109H242ZM245 110V111H246ZM250 110V109H249ZM249 110H247V112H249ZM257 110V109H256ZM255 110V111H256ZM37 111V112H38ZM39 111V112H40ZM64 111H63V113H64ZM69 111V112H68ZM74 111V112H75ZM83 111V110H82ZM147 111V110H146ZM223 111V110H222ZM222 111H220V112H222ZM254 111V112H255ZM9 112H11L12 114H10L9 115ZM38 112V113H39ZM75 112V113H76ZM149 112V111H148ZM156 112V111H155ZM158 112V111H157ZM161 112V111H160ZM220 112H218V114L220 113ZM232 112V111H231ZM242 111H240L239 113H241ZM244 112V111H243ZM242 112V113H243ZM247 112H245V113H247ZM51 113H53V110H51ZM82 113V114H81ZM94 113V114H95ZM112 113H114V115H112ZM175 113V112H174ZM174 113H173V115H174ZM212 113V112H211ZM215 113H217L216 111L214 112V114ZM224 113H226V112H224ZM233 113V114H234ZM238 113V114H239ZM16 114H18V115H16ZM48 114H50V113H48ZM217 114V116L218 117H220L219 119H218V117L216 116V114H215V116L217 117V119H218V121L221 119V116H222V114L220 115H218ZM250 114H252V111L250 112ZM9 115V116H8ZM74 114H73V112H72V115H70V117L71 116H73ZM92 115V114H91ZM96 115V114H95ZM95 115L93 116V117H95ZM97 115H96V117H97ZM172 115V116H173ZM195 115V114H194ZM197 115V114H196ZM199 115V114H198ZM207 115V114H206ZM209 115V114H208ZM208 115H207V117H208ZM212 115H213V113H212ZM212 115H211V117H212ZM229 115V114H228ZM240 115V114H239ZM247 115V114H246ZM246 115L243 117L242 116V120H244V121H242V123H246L245 121L247 120V118L249 117H247V118H245L246 117ZM249 115V114H248ZM253 115V114H252ZM251 115V116H252ZM256 115V114H255ZM262 115V114H261ZM56 116H59V115H56ZM61 116V117H62ZM63 116V118H65V120L67 119H69V117H64ZM147 116H150L149 115V113H148V115ZM223 116H225V114H223ZM222 116V119H221V121L222 120H224L225 118ZM236 116V115H235ZM257 116V115H256ZM255 116V117H256ZM74 117H75V115H74ZM152 117V116H151ZM151 117H149V118H151ZM183 117V116H182ZM214 117V116H213ZM212 117V118H213ZM255 117H252V118H255ZM1 118V117H0ZM72 118V117H71ZM180 118V117H179ZM233 118H235V117H233ZM237 118H239V116H237ZM244 118V119H243ZM250 118V117H249ZM182 119V118H181ZM180 119V120H181ZM192 119V118H191ZM246 119V120H245ZM2 120H3V118H2ZM1 120V121H2ZM64 120V121H65ZM101 120V119H100ZM213 120H216V119H213ZM235 120V119H234ZM233 120V121H234ZM238 120V122H239V119H237ZM249 120H251V119H249ZM248 120V121H249ZM255 120V119H254ZM254 120H253V122H254ZM257 120V119H256ZM178 121V120H177ZM208 121V120H207ZM212 121V120H211ZM217 121V120H216ZM216 121H214L215 123V125H216ZM229 121V120H228ZM247 121V122H248ZM262 121V120H261ZM59 122V123H58ZM78 122H79V125H78ZM224 122H225V120L224 121H222L221 123H220V121H219V125L220 126H222V124H224ZM236 122V121H235ZM252 122V123H253ZM93 123V122H92ZM186 123V122H185ZM207 123V122H206ZM206 123H205V125H206ZM209 124H210V121L208 122ZM181 124H183L184 125V123L182 122ZM204 124V123H203ZM213 124V123H212ZM218 124V123H217ZM225 124H227V123H225ZM234 124V123H233ZM240 124V123H239ZM244 124H243V127L242 128H244ZM256 124V123H255ZM182 125V126H183ZM196 125V124H195ZM215 125H213L214 126V128H216L215 127ZM75 126H77V128H74ZM79 126H81V127H79ZM84 126V127H83ZM142 126H143V128H142ZM182 126L180 127V128H182ZM185 127H186V124L184 125ZM212 126V125H211ZM219 126V127H220ZM227 126V125H226ZM238 126V125H237ZM251 126V125H250ZM253 126V125H252ZM89 128H90V126H88ZM87 127V128H88ZM187 127H189V128H191V127H193L192 125L191 126H187ZM187 127H186V129H187ZM204 127V126H203ZM240 127H241V125H240ZM257 127V126H256ZM184 128V127H183ZM188 128V132H189V129ZM198 128V127H197ZM196 128V129H197ZM201 127L199 126V128L197 129V131H199V129H200ZM236 128V127H235ZM238 128V127H237ZM252 128H254V127H252ZM62 129H64V130H62ZM144 130V132L142 133V131ZM185 129V128H184ZM185 129V130H186ZM203 129V128H202ZM205 129V128H204ZM224 129V128H223ZM225 129H227V127L225 128ZM224 129V130H225ZM251 129V128H250ZM59 132H58V131ZM62 130V132H64V134H61L60 133V131ZM183 130V129H182ZM191 130H192V128H191ZM190 130V131H191ZM208 130V129H207ZM212 130V129H211ZM238 130V129H237ZM244 130V129H243ZM253 130V129H252ZM263 130V129H262ZM201 131V130H200ZM200 131H199V133H200ZM203 131V130H202ZM215 131V130H214ZM227 131V130H226ZM251 130H248L247 131V133L249 132V133H251L252 134V132H250ZM138 132V133H137ZM148 132V131H147ZM187 132V133H188ZM192 132V131H191ZM195 132H196V130H195ZM208 132V131H207ZM243 132V131H242ZM242 132L240 131V129H239V133H240V135H241V138H244L245 136H248V135H245V133H244V137H242ZM259 132V131H258ZM82 133V134H81ZM138 135H137V134ZM139 133H140V137L141 138H143L145 141L144 142H146V143H144V145L143 146H141V147H136V146H134V144L133 145H131L130 143L132 142H134V143H137L135 140L133 141V139H136V138H133L132 139V141H130V140H128V141H130V143H128V144H130L129 146H133L134 147V150H133V148L132 149H130L131 147H129V149L130 150H132V151H139V152H141L140 150H142L143 151V158H142V161L139 163V164H137V163H132L133 161H132V158L131 157H135V155H132L131 153H133L134 154V152H129V149L127 148V145H125V144H123L122 142L126 139V138H131V136H133V135H136V136H139ZM202 133H204V132H202ZM201 133V134H202ZM213 133V132H212ZM236 133V132H235ZM238 133V134H239ZM248 133V134H249ZM254 131H253V135H254ZM257 133V132H256ZM259 133H261V132H259ZM80 134V135H79ZM141 134H144V136L142 137L141 136ZM146 134V135H145ZM211 134V133H210ZM210 134H209V136H210ZM226 134H228V133H226ZM191 135V134H190ZM234 136H235V134H233ZM236 135H237V133H236ZM239 135V136H240ZM264 135V134H263ZM152 136H153V134H152ZM195 136V135H194ZM202 136H204V135H202ZM202 136H200V137H202ZM226 136H228V135H226ZM254 136H256V135H254ZM259 136V135H258ZM257 136V137H258ZM149 137V136H148ZM151 137V136H150ZM186 137V136H185ZM188 137H190V136H188ZM187 137V138H188ZM206 137V136H205ZM204 137V138H205ZM236 137H238V136H236ZM249 137H250V134H249ZM249 137H245L247 140V142H249L248 141V138ZM263 137V136H262ZM225 138V137H224ZM239 138V140L238 141H236V140H234L235 141V143H233V144H235L236 145V142H237V146H240L239 145V143H240V137H238ZM252 138V137H251ZM261 137H259V139H260ZM138 140H141L139 137L137 138ZM180 139V138H179ZM196 139H198V138H196ZM202 140H203V137L201 138ZM210 139V138H209ZM209 139H205V141H208ZM213 139H215V138H213ZM233 139H234V137H233ZM174 140V139H173ZM181 140V139H180ZM262 140V139H261ZM81 141H82V146H81ZM127 141V142H128ZM142 141V140H141ZM162 141V140H161ZM176 141V140H175ZM175 141H174V143H175ZM194 141V140H193ZM209 141H211V140H209ZM221 141V140H220ZM229 141V140H228ZM251 141V140H250ZM253 141V140H252ZM258 141V140H257ZM264 141V140H263ZM80 142V143H79ZM126 142V143H127ZM164 142V141H163ZM162 142V143H163ZM180 142V141H179ZM188 142V141H187ZM214 142V141H213ZM213 142L211 141V143L213 144ZM231 141H229V143H230ZM239 142V143H238ZM259 142H260V140H259ZM93 145H91V144ZM125 143V142H124ZM165 143V142H164ZM166 143H168V142H166ZM177 143V142H176ZM175 143V144H176ZM191 143V142H190ZM208 143V142H207ZM211 143L209 142V144L211 145ZM221 143V142H220ZM219 143V144H220ZM226 143H228V142H226ZM245 143V142H244ZM254 143H256V141L254 142ZM254 143H252L253 145H254ZM139 144V143H138ZM189 144V143H188ZM203 144V145H202ZM215 144H218V143H215ZM221 144H223V143H221ZM231 144V143H230ZM241 144V143H240ZM257 144V143H256ZM255 144V145H256ZM260 145H261V143H259ZM137 145V144H136ZM167 145V144H166ZM170 145V146H171ZM187 145V144H186ZM200 145V144H199ZM214 145V144H213ZM213 145H211V147L213 146ZM242 145H243V142H242ZM246 145H251V144H246ZM245 144L243 145V146H246ZM253 145H251V147L253 146ZM260 145H258V147L260 146ZM87 146H89V147H87ZM90 146H92V147H90ZM152 146H153V148H152ZM163 146V145H162ZM169 146V145H168ZM219 146V145H218ZM224 147H225V145H223ZM222 146V147H223ZM226 146H228V145H226ZM231 146H233V145H231ZM237 146H236V148H237ZM242 146V147H243ZM87 147V148H86ZM223 147V149L225 150V148ZM229 147V146H228ZM248 147V146H247ZM246 147V148H247ZM256 147V146H255ZM255 147H254V149H255ZM263 147V145H261V148ZM81 148H83V149H81ZM85 148V149H84ZM90 148L93 150L92 152H91V150H90ZM138 148H139V150H138ZM140 148H142V149H140ZM166 148V147H165ZM165 148H163V147H161L160 149H165ZM185 148H186V146H185ZM196 148H198V145H197V147ZM195 148V149H196ZM214 148H215V145H214V147H213V150H214ZM230 148V147H229ZM232 148H234V146L232 147ZM232 148H230L231 149V151H233L232 150ZM236 148H235V150H236ZM261 148H259L258 150H261ZM15 150V152H11L12 154L13 153H17L18 151H20L21 153H19V154H22V155H24L23 154V152L25 151V149H27V151H28V149H30V151H31V153H34L33 151H35V153L34 154H36V156H35V162H36V166H32V167H28L29 165H27L24 161L25 160H23V159H19V156H18V159H14V160H10V162H7L6 160H4V158L6 157V156H8V154H10L9 153V151L10 150ZM78 149V150H77ZM89 150V153L91 152V154L93 155V158H94V163L91 161V159H90V162H92L93 163V165H95V167H96V170L92 167H90L89 165H86L84 162H82L83 160H85V159H83L81 162L83 163V164H85L84 166L81 164V162L80 163H78V165L79 166H77V165H75L76 163H74L73 165H71V163H69V160H70V157H71V160H73V158H74V154H72V152L74 151V153L76 152V150L80 153V151H82L83 153L85 152V154L86 153H88L87 151ZM137 149V150H136ZM219 148H217V150H218ZM227 149V154H224V153H222L224 150H222V152H220V153H222V155L224 154L225 155V157H226V155H228L229 153H228V148H226ZM238 149V148H237ZM248 149H249V147H248ZM247 149V150H248ZM252 149V148H251ZM251 149H250V151H251ZM264 149V148H263ZM33 150V151H32ZM80 150V151H79ZM84 150V151H83ZM86 150V151H85ZM209 150L211 151V149L209 148ZM216 150V151H217ZM240 150V148L238 149V151ZM243 150H245V149H243ZM242 150V151H243ZM247 150H246V152L245 153H248L247 152ZM257 150V151H258ZM17 151V152H16ZM30 151H28V153L30 152ZM169 151V150H168ZM193 151V152H192ZM210 151H208V152H210ZM216 151H214V152H216ZM219 151H220V149H219ZM219 151H217V153L219 152ZM230 151V152H231ZM237 151V152H238ZM249 151V152H250ZM254 151V150H253ZM262 151V150H261ZM261 151H259L260 153H257L258 155H260V154H262L263 155V151L261 152ZM81 152V153H82ZM212 152V151H211ZM214 152H213V154H214ZM225 152V151H224ZM240 152V151H239ZM255 152H256V149H255ZM131 155H130V154ZM170 153V152H169ZM233 153H236V152H234L233 151ZM241 153V152H240ZM239 153V154H240ZM251 153H252V151H251ZM250 153V155L252 156V154ZM18 154V153H17ZM74 155L73 157H72V155ZM212 154V155H213ZM239 154H237L236 153V155L239 157ZM242 154V153H241ZM256 154V155H257ZM21 155V156H22ZM31 155V154H30ZM90 155V154H89ZM211 155V156H212ZM218 155H221V154H218ZM224 155H223V157H224ZM231 155V154H230ZM229 155V156H230ZM234 155V154H233ZM233 155H232V157H233ZM245 156L247 155V154H244ZM10 156V155H9ZM17 156V155H16ZM76 156H78V154L76 155ZM79 156H82V155H80L79 154ZM124 156L125 157H127V156H131V157H129V158H131V159H129V158H127V159H129V160H131L130 162H128L127 160V162H124V161H121V158H124ZM139 156V155H138ZM141 156V155H140ZM214 156H216V155H214ZM235 156V155H234ZM241 156V155H240ZM249 156V155H248ZM247 156V157H248ZM250 156V157H251ZM253 156H255V153H254V155ZM253 156H252V158H253ZM25 157V156H24ZM84 157H86V155L84 156ZM88 157V156H87ZM161 157V158H160ZM169 157V158H168ZM213 157V156H212ZM211 157V158H212ZM231 157V158H232ZM256 157V156H255ZM258 157H260V156H258ZM257 157V158H258ZM26 158H28V157H26ZM30 159H32L33 157H32V155H31V157H29ZM28 158V159H29ZM78 158V157H77ZM92 158V157H91ZM208 158V157H207ZM210 158V157H209ZM208 158V159H209ZM210 158V159H211ZM217 158V156L216 157H214V158H212L213 159V161L215 160ZM220 158V157H219ZM228 158V157H227ZM230 158V159H231ZM234 158H236V157H234ZM233 158V159H234ZM240 158V157H239ZM246 158V157H245ZM13 159V158H12ZM28 159L26 160V162L28 161ZM126 159V158H125ZM124 159V160H125ZM133 159H135V158H133ZM162 159V160H161ZM204 159V158H203ZM206 159V158H205ZM218 159V158H217ZM225 159V158H224ZM237 159V158H236ZM251 159V158H250ZM254 159H256V158H254ZM164 160L166 161V162H164ZM219 160V159H218ZM217 160V161H218ZM221 160H223V158L221 159ZM229 160V159H228ZM242 160V159H241ZM249 160V159H248ZM253 160V159H252ZM32 161H33V159H32ZM31 161V162H32ZM77 161H78V159H77ZM137 161V160H136ZM135 161V162H136ZM163 161V162H162ZM209 161V160H208ZM212 161V162H213ZM226 161V162H225ZM230 162L229 163H231V160H229ZM240 161V160H239ZM238 161V162H239ZM251 161V160H250ZM250 161L248 162V163H250ZM253 161H255V160H253ZM253 161H251V162H253ZM259 161L261 162L262 161V158L260 157V159H259ZM29 163H30V160L28 161ZM27 162V163H28ZM86 162V161H85ZM89 162V161H88ZM89 162V163H90ZM214 162H216V161H214ZM214 162L213 163H210L211 165L212 164H214ZM223 162L226 164L227 163V159L226 160H223ZM232 162H234V161H232ZM245 160H244V158H243V160H242V163H243V165L245 166V163L247 162H245ZM257 162L258 161H256V165H257ZM28 163V164H29ZM33 163V162H32ZM204 163V165H205V161L203 162ZM202 163V164H203ZM217 163V162H216ZM235 163V162H234ZM31 164V163H30ZM137 164V165H136ZM202 164L200 163V161H199V170H200V166H202ZM210 164H208V163H206V165H208V167H209V165ZM253 164V163H252ZM254 164H255V162H254ZM254 164L253 165H249V167H251V166H253V168H254ZM258 164H259V162H258ZM263 164V163H262ZM205 165V166H206ZM210 165V167H213V165L211 166ZM227 165V164H226ZM229 166V168H231V164H228ZM231 165V166H230ZM242 165V164H241ZM241 165L239 166L240 168H241ZM247 165V164H246ZM57 166H58V168H57ZM204 166V167H205ZM234 166V165H233ZM237 166V165H236ZM235 166V167H236ZM248 166V165H247ZM36 167V168H35ZM207 167V166H206ZM209 167V168H210ZM256 167V166H255ZM62 168L61 169H59V170H62ZM98 168H100V169H102V171H103V173H101L102 171L101 170H99V172H97V170H98ZM234 168V167H233ZM238 168V166L236 167V169ZM43 169V170H42ZM208 168H206L205 169V171L207 170ZM223 169V170H222ZM227 169V170H226ZM235 169V168H234ZM234 169H231V170H233L234 171ZM245 169H247V168H245ZM255 169V168H254ZM40 170V171H39ZM42 170V171H41ZM149 170H151V171H149ZM211 170V169H210ZM226 170V171H225ZM238 170V169H237ZM251 170V169H250ZM36 171V172H35ZM203 171H204V169H203ZM232 171V172H233ZM236 171V170H235ZM240 171H243L242 169L240 170ZM248 171H249V168H248ZM147 172H148V174H147ZM152 174H151V173ZM208 172V171H207ZM232 172H230V171H228V173L230 174H232ZM243 172H246L245 170L243 171ZM243 172H242V174L241 175H243ZM250 172V171H249ZM249 172H247L248 174H251V173H249ZM48 173H49V171H48ZM136 174V173H138V174H140L141 173V175L140 176H146V175H151L150 177H152V179L154 178V177H157V178H160V179H166V181H168V179H170V180H173L174 182H176L177 184H178V191H176V192H174V189H173V195H175L176 193L178 194L179 193V199H178V204L176 205V203H175V201H172V202H174V203H172L171 202V198L173 197V196H171V198L169 197V199H171V200H169V202H167V196L169 195H164V192H163V190L164 189H166L165 188V186L163 187V186H160L161 184H159V187H162L161 189H163L162 190V192L163 193H161V192H159L160 190H158V189H156V187H158V186H156V187H154V189H152L151 190V188H150V190L151 191H149L148 193L147 192H142V191H140L137 187H136V185H138V184H140L139 182H138V178H137V182H136V179L134 178V177H136V176H134L133 174ZM222 173V172H221ZM237 173V172H236ZM247 173H244V175L245 174H247ZM11 174V173H10ZM47 174V173H46ZM105 174V175H104ZM202 174V173H201ZM209 174V173H208ZM235 174V173H234ZM233 174V175H234ZM257 174V173H256ZM44 176H45V174H43ZM224 175V173L223 174H221V177H223V178H225V180H229V178H228V175L225 173V176H223ZM227 175V176H226ZM238 175V174H237ZM240 175V176H241ZM11 176V175H10ZM12 176V177H13ZM53 176V175H52ZM51 176V177H52ZM132 176H134V177H132ZM206 176V175H205ZM205 176H203V177H205ZM246 176L249 178V175H245L244 177H245V179H244V177H242L241 176V178H240V182L242 183V181L244 180V182L248 179H246ZM250 176H252V175H250ZM254 176H255V174H254ZM38 177V176H37ZM51 177L49 178V179H51ZM54 177V176H53ZM137 177H138V175H137ZM228 179H227V178ZM236 177V180L237 179H239V178H237V176L235 175L234 176V178ZM253 177V176H252ZM256 177H258V176H256ZM260 177H261V175H260ZM9 178V179H8ZM39 178V177H38ZM45 178V177H44ZM58 178V177H57ZM135 180H134V179ZM140 178V177H139ZM147 178L149 179V176H147ZM157 178H155L154 180L156 181V179ZM223 178L221 179L222 181H223ZM231 178V177H230ZM233 177H232V179H230V180H232V181H234L233 179H234ZM243 178V180L241 181V179ZM255 178V177H254ZM259 178V177H258ZM258 178H257V180H258ZM23 179H25V178H23ZM18 180L17 179V186H18V181H19V183H21L20 181H22V182H25L24 180ZM37 179V178H36ZM36 179H34V181L36 180ZM40 179H43L42 177L40 178ZM55 179V178H54ZM152 179H150V180H152ZM256 179V178H255ZM262 179H264V178H262ZM27 180H29V181H32V180H30V179H27ZM27 180H26V182H27ZM141 179H139V181H140ZM153 180V182L155 183V181ZM260 180V179H259ZM6 181V182H5ZM37 181V180H36ZM41 181V180H40ZM38 182V183H43V182ZM89 181V184H86L87 182ZM264 181V180H263ZM149 182V181H148ZM153 182H152V184H153ZM236 182V186L235 187H237L238 185H240L241 186V188L242 189H240L241 191H243L244 190V188H243V186L244 185H242V184H238L237 185V183L239 182V180L238 181H235ZM243 182V183H244ZM3 183V184H4ZM11 183V184H12ZM37 183V184H38ZM45 184H47V182H44ZM57 183V184H58ZM138 183V184H137ZM158 183V182H157ZM168 183H170V182H168ZM221 183H223V182H221ZM248 185L250 184L251 185V181H250V183H249V180H248ZM246 183V184H247ZM253 183V182H252ZM256 183V182H255ZM264 183V182H263ZM14 184V183H13ZM12 184V187H11V189H10V192H9V189H8V192H9V194L10 193H14L13 194V196H12V194L10 195L11 197H10V199L12 200L13 199V201H14V198L16 199L17 197H18V193H20V191L22 192L23 191V187H20V191L18 190V189H16V187H15V185H13ZM149 184H151L150 182H149ZM164 183H162V185H163ZM167 184V183H166ZM175 184V183H174ZM176 184V185H177ZM224 184V183H223ZM254 184V183H253ZM253 184H252V186H253ZM257 184H259L258 182H257ZM256 184V185H257ZM5 185V186H6ZM44 185V184H43ZM56 185V184H55ZM215 185V184H214ZM213 185V186H214ZM217 185H215V186H217ZM226 185V184H225ZM138 186H140V185H138ZM151 186V185H150ZM213 186H211V187H213ZM223 186V185H222ZM222 186H220V187H216V188H220V190L222 189ZM229 186V185H228ZM239 186V187H240ZM246 187H247V185H245ZM255 186V185H254ZM18 187V188H19ZM30 187V186H29ZM44 187V186H43ZM42 187V185H41V188H43ZM173 187V186H172ZM177 187V186H176ZM224 187V189L227 187V186H223ZM231 187V186H230ZM230 187H228V188H230ZM233 187H234V185H233ZM235 187H234V189H235ZM249 187V186H248ZM5 189H6V187H4ZM46 188V187H45ZM48 188V187H47ZM142 188H144V187H141L140 189H142ZM256 188V187H255ZM44 189V188H43ZM147 189H148V185H147ZM146 189V187H145V190H147ZM156 189V190H155ZM168 189V188H167ZM211 189V190H210ZM214 189V188H213ZM0 190H2V189H0ZM33 190V189H32ZM32 190H30L31 192H32ZM42 190V189H41ZM149 190V189H148ZM158 190V191H157ZM177 190V189H176ZM28 192V193H26L25 194V192H26V190L24 189V193L22 192L20 195L21 196H23V195H26L27 196V194L29 195V196H31V192ZM34 191V190H33ZM38 191V190H37ZM37 191H35L34 193H36ZM43 191V192H44ZM103 191H105L104 193L107 195V194H109V192H110V194L109 195H111V196H113V197H116L117 199H118V204H119V207L120 208H117V210H116V216H114L115 215V213H112V212H114V208L115 207H113V205H115L114 203L112 204L111 202H110V204H112V206L109 204V206H111L110 208L113 210H111V212L110 213H112L111 215V217H113V219L114 220H112V218H110V217H108V218H110L109 219V221H107L106 219H104V221H105V223L104 222H102V221H100V220H102V218H101V215L103 214V216H104V212H106V211H103V213L101 214V213H99V212H96L95 213V209L93 210V208H96L95 206H96V204L94 205H92V207L93 208H91V206L89 207L91 210H92V212L94 213H92L93 215H90V218L89 217H87L88 216V214L86 213V212H88V210H89V213L91 214V210L90 209H86L85 208V211H84V207H82L81 205L83 204V203H80V202H85L84 204H85V206L87 207L88 206V204H87V200L90 198V197H93V193L94 194H96L95 192H103ZM165 191V190H164ZM167 191H169V190H167ZM213 191V190H212ZM218 191V190H217ZM230 191V190H229ZM7 192V191H6ZM107 192V193H106ZM170 192V191H169ZM214 192V191H213ZM216 192V191H215ZM228 192V191H227ZM233 192H234V190H233ZM255 192H257V191H255ZM104 193H101V194H97V196H98V198L96 199L97 201H96V203L98 202V199H101V198H103L104 199V197H103V194ZM167 193V192H166ZM175 193V194H174ZM223 193H226V190H225V192L223 191ZM223 193H220V194H222L223 195ZM251 193V192H250ZM8 193L7 194H5V195H9ZM217 194H219L218 192H217ZM227 194V193H226ZM226 194H224L225 196V198L222 196H220L221 197V200L220 201H222L223 202V200L224 199H226ZM229 194V193H228ZM243 194V193H242ZM256 194V193H255ZM2 195H3V193H2ZM1 195V196H2ZM36 195V194H35ZM109 195H107L108 197H109ZM213 195V194H212ZM211 195V196H212ZM235 195V194H234ZM251 195V194H250ZM96 196V197H97ZM110 196V197H111ZM217 196V195H216ZM215 196V197H216ZM229 196H231V193H230V195ZM3 197V196H2ZM2 197H1V199H2ZM6 197V196H5ZM9 197V196H8ZM7 197V198H8ZM13 197V198H12ZM66 197V200H67V197L69 198V197H71L72 199L70 200V202L72 203V205L70 204V202H68L67 203V201L66 200H64L65 201V203H64V205H63V199ZM95 197V196H94ZM100 197V198H99ZM109 197V198H110ZM209 197V196H208ZM234 197V196H233ZM243 197V196H242ZM19 199H21L22 198V200L23 199H26L25 198V196H24V198L23 197H21L20 198V196L18 197ZM17 198V200H19ZM210 198V197H209ZM217 198V197H216ZM216 198H214V199H216ZM222 198H224L223 200H222ZM229 198V197H228ZM227 198V199H228ZM232 198V197H231ZM252 198V197H251ZM10 199H8L9 201H10V204H12L13 203V205H11L13 208L15 207V205L16 204H18L19 203V201H18V203H14V202H11V200ZM27 199H28V196H27ZM34 199L32 200L33 202L32 203H35L34 202ZM35 199V200H36ZM114 199V198H113ZM116 199V200H117ZM175 199V198H174ZM210 199H213V198H210ZM208 200V201H210L211 202V200ZM3 200H4V198H3ZM7 200V199H6ZM5 200V201H6ZM17 200H15V201H17ZM230 200V199H229ZM253 200V199H252ZM24 201V200H23ZM23 201L20 203V205L23 203ZM39 201H37L36 203L37 204H40V203H38ZM45 201V202H44ZM102 201V200H101ZM101 201H99V202H101ZM104 201V200H103ZM109 201V200H108ZM231 201V200H230ZM233 201V200H232ZM231 201V202H232ZM8 202V201H7ZM6 202V203H7ZM24 202H26V200L24 201ZM212 205H214V203H218L219 202V195H218V200H217V202H214V200H212ZM226 202L228 203V200H226ZM1 204L3 203V201L2 202H0ZM9 203V202H8ZM54 203V204H53ZM78 203L79 204H81V205H78ZM220 203L221 202H219V204L217 205V207L219 206L220 207ZM227 203L225 204V200H224V205L222 206V207H224L225 208V206L227 205ZM254 203V202H253ZM257 203V202H256ZM10 204L9 205H7V208H8V206L10 207ZM23 204H26V203H23ZM70 205L69 207H68V205ZM75 204L77 205V206H75ZM84 204H83V206H84ZM207 204H208V206H207V208L210 206V207H212L211 205H209V202H207ZM222 204V203H221ZM255 204V203H254ZM5 205V204H4ZM19 205V204H18ZM18 205H16V207L18 208V209H20L21 210V208H25L24 206L22 207L21 206V208H19L20 207V205L18 206ZM27 205V204H26ZM48 205L50 206V207H48ZM55 205V206H54ZM74 205V206H73ZM198 205V206H197ZM229 205V204H228ZM255 205H257V204H255ZM52 206H54V208L52 207ZM107 206V205H106ZM199 207V208H197V207ZM214 206H216V205H214ZM261 206V205H260ZM4 207V206H3ZM15 207V208H16ZM30 206H28V208L26 207V209L25 210H27L28 212L30 211L29 208ZM57 207V208H56ZM105 207V206H104ZM113 207V208H112ZM117 207H118V205H117ZM209 207V208H210ZM222 207H220V208H222ZM227 207V206H226ZM229 207V206H228ZM6 208V209H7ZM33 208H34V210H35V212H33ZM46 208V209H45ZM213 208V207H212ZM210 209L211 210V212H213L212 210L214 209H216V207L215 208H213V209ZM5 209V208H4ZM9 209V208H8ZM7 209V210H8ZM51 209L53 210V211H57L56 213L55 212H53V211H51ZM55 209H57V210H55ZM199 209V210H198ZM11 210V209H10ZM13 210V209H12ZM87 210V211H86ZM104 210H106V209H104ZM110 209H108V211H109ZM193 210V211H192ZM204 210V209H203ZM202 210V211H203ZM206 210H208V209H206ZM220 210H222V211H224L223 210V208L222 209H220ZM2 211H4L3 210V208H2ZM1 211V212H2ZM42 212V215L41 216H43V214H45L46 212ZM97 211V210H96ZM101 211V210H100ZM215 211H217V214H211V212L208 210V211H206L207 213L204 215L205 216V221H206V219L207 218H211V217H207V215H209V212H210V216L212 215V217H213V215L215 216V217H219V216H216V215H218V209H216ZM260 211V210H259ZM11 212V211H10ZM14 212V214H12L11 215V217H13L14 218V216H16L17 215V219H19V220H21V222L20 223H22V222H28V220L30 219V217H25V218H22V217H24V214L25 213H19L21 216V218L18 216L19 214L17 213V212H19L18 210L17 211H13ZM15 212H16V214H15ZM24 212H26V211H24ZM51 212H52V214H51ZM60 212H62V214L60 213ZM205 212V211H204ZM5 213H7V212H5L4 211V215H5ZM8 213H9V211H8ZM55 213V215H53ZM110 213L109 214H107V212H106V214L107 215H109L110 216ZM152 213L154 214V213H158V214H161V216L163 217V220H161V219H159V221H156L155 220V218H154V221H156V222H154L153 221V219H152V217H151V221L150 220H147V218L149 217L150 218V216L152 215ZM191 213V214H192ZM222 213V212H221ZM219 214L221 217H222V215H223V217H224V214ZM225 213V212H224ZM2 214V213H1ZM11 214V213H10ZM27 214H29V213H27ZM29 214V215H30ZM67 216H65V215ZM97 215V217H98V215H100V217L99 218H97L96 217V215ZM197 215H198V213H196ZM26 215V214H25ZM33 215H35L34 217H33ZM39 215V216H38ZM45 215H47V213L45 214ZM44 215V216H45ZM58 215H62L63 217H58ZM186 215V216H187ZM193 215H195V213L193 214ZM200 215V214H199ZM7 216V215H6ZM38 216V217H37ZM204 216H203V218H204ZM1 217L2 218H4L5 216H2L1 215ZM19 217V218H18ZM48 217V218H47ZM65 217V218H64ZM190 217V216H189ZM198 217H200V216H198ZM215 217H213V218H215ZM1 218V219H2ZM10 218V215H9V217H8V219ZM27 218H29L28 220H27ZM105 218H107L106 216H105ZM185 218V216H183L182 217V219H184ZM187 218V217H186ZM0 219V220H1ZM17 219H16V217H15V220L13 221V219H9V222L8 223H6L5 225H3L4 223H5V220H3L4 221V223L3 224H1V226H2V231H7V232H9V231H12V230H15L14 231V233L12 232V234L11 235H16L15 233H16V229H19L20 230V228H18V227H16L15 225H14V222H16L17 221ZM40 219H42L41 221H40ZM91 219V220H90ZM216 219V218H215ZM215 219H214V221L213 222H215ZM25 220V221H24ZM31 220V219H30ZM48 220V221H47ZM87 220H89V221H87ZM161 220V221H160ZM185 220V219H184ZM218 220H219V223H220V221H221V223H223V218H222V220H220V218H218ZM3 221H1V222H3ZM40 221V222H39ZM45 221V222H44ZM47 221V222H46ZM106 221H107V223H106ZM112 221V222H111ZM175 221H178L177 222V225H175V226H172L171 224L172 223H174ZM226 221V220H225ZM0 222V223H1ZM42 222V223H41ZM163 222V223H162ZM16 223H18V224H20L19 222H16ZM15 223V224H16ZM39 223V224H38ZM176 223V222H175ZM212 223V222H211ZM218 223V222H217ZM161 224V225H160ZM202 224H203V221H202ZM21 225H23V227H24V224H21ZM171 225V226H170ZM0 226V227H1ZM19 227H20V225H18ZM203 226H205V225H202V228H203ZM213 226V225H212ZM214 226H215V224H214ZM216 226L218 227V224H216ZM216 226H215V228H216ZM22 227V226H21ZM26 227V228H27ZM185 227H186V229H189V230H186L185 229ZM25 228V227H24ZM25 228V230H27ZM256 228V227H255ZM21 229H23V228H21ZM183 229H185V233L188 231L190 234H188V232L186 233L187 235H189V236H187V238H186V234L182 231ZM219 229V228H218ZM229 229V228H228ZM24 230V229H23ZM27 230V231H28ZM57 230V231H56ZM202 230V229H201ZM259 230V229H258ZM21 231V230H20ZM35 231H34V233H35ZM210 231V230H209ZM211 231H213V229L211 230ZM247 231V230H246ZM6 232V233H7ZM23 232H25V231H23ZM59 233V236H57L58 234L57 233ZM204 232H205V230H204ZM203 231H202V233L201 234H204V236L206 235L205 233H207V235H208V233H210V232H208V228H206V232L204 233ZM215 232V231H214ZM1 233V232H0ZM4 233V232H3ZM4 234L5 235V237H6V235L7 234ZM26 233V232H25ZM28 234H30L29 233V231L27 232ZM26 233V234H27ZM52 233H56V235L54 234L53 235V237H52ZM80 233H82L81 234V236L83 237V238H85L84 237V235L86 234V235H88V240H87V238H85L84 240H86V241H84L83 239H82V237L80 236ZM83 233H85V234H83ZM230 233V232H229ZM243 233V232H242ZM17 234H18V231H17ZM22 234V233H21ZM48 234V235H47ZM79 234V235H78ZM182 234H184V235H182ZM246 234V233H245ZM9 235V234H8ZM7 235V236H8ZM10 235V236H11ZM23 235V234H22ZM60 235H61V237H60ZM71 235H75V238H74V236H71ZM78 235V236H77ZM191 235V236H190ZM206 235V237H208ZM1 236H3V235H1ZM0 236V237H1ZM24 236H25V234H24ZM23 236V237H24ZM28 236V235H27ZM27 236H25V237H27ZM55 236H57V237H55ZM67 236V237H66ZM70 236H71V238H70ZM80 236V237H79ZM202 237V238H206V237ZM4 237V236H3ZM2 237V238H3ZM4 237V240H6V242H8V244H10L11 242L9 241V240H7L6 238ZM14 237V236H13ZM12 237V238H13ZM30 237V236H29ZM29 237H27V239L29 238ZM48 237H50V236H48ZM48 237H46V238H48ZM63 237V239H64V241H61L62 238ZM67 238L66 240H65V238ZM77 237L78 238H80V239H77ZM189 237V238H188ZM191 237V238H190ZM245 237V236H244ZM51 238H49V239H51ZM57 238H60V240L58 239L57 240ZM74 238V239H73ZM136 239V242L135 243H133L132 242V240L133 239ZM1 239V238H0ZM40 239H42V237L40 238ZM39 239V240H40ZM125 239H127L126 241H125ZM185 239H186V241H185ZM44 240H46V239H44ZM43 240V241H44ZM129 240V241H128ZM199 240H201V239H199ZM199 240L197 241L196 240V242H197V244L199 245V244H201V243H199ZM203 240V239H202ZM17 241V240H16ZM14 241L15 242V244H17V242H19L20 241V243H22L21 242V239L19 240V241ZM27 241V240H26ZM33 241V240H32ZM35 241H37V240H35ZM43 241H42V243L41 244H43ZM49 241V242H48ZM88 241V243L85 245V243ZM131 241V242H130ZM259 241V240H258ZM257 241V242H258ZM194 242H195V240H194ZM195 242V243H196ZM27 243V242H26ZM34 243V242H33ZM39 243V242H38ZM104 243H105V248H107L106 250H108V251H106L104 254H102V252L104 251V250H102V252L100 251L101 249H103V245H104ZM204 243V242H203ZM13 244L14 243H12V246H13ZM53 244H55V245H53ZM117 244V247L115 248V247H113L114 245H116ZM167 244V245H166ZM181 244V245H180ZM18 245H19V243H18ZM34 245H36V244H34ZM48 245V244H47ZM123 247V248H121V246ZM126 246V247H124V246ZM177 245H180V246H178V247H176ZM207 245V244H206ZM3 246H6V245H3ZM11 246V245H10ZM10 246H6L5 248H6V250H8L9 249V247ZM15 246V245H14ZM33 246V245H32ZM53 246V247H52ZM55 246V247H54ZM62 246V245H61ZM84 246V247H83ZM88 246H89V249H87L88 248ZM107 246V247H106ZM120 248H119V247ZM137 247V248H135L134 250H132L131 248H129V247ZM200 246V245H199ZM17 247H20V246H17ZM36 247H39L38 245H36L35 247H33V249H35ZM44 247V246H43ZM43 247H41V251H42V248ZM51 247L52 248H55V249H51ZM90 247H91V249L92 248H96L95 249V251L96 250H98L97 252L99 253V254H97L98 256L95 258V259H92L93 260V263L89 260L88 261V258H90L91 256H92V254H94L95 253V251L94 252H92V250L90 249ZM127 247H128V249H130V250H128L127 249ZM182 247V248H183ZM189 247H190V245H189ZM22 247H20L17 251L18 252H20L21 254L23 253L24 254V252H27V254H25L24 256H26L28 259H30V260H32L31 258L32 257H34V255H32L31 253H29L31 250L29 249V251H28V249H27V251H25V249H24V243H23V248L21 249ZM40 248V247H39ZM46 248H44L43 250H45ZM63 249V246L62 247H60V249ZM69 248V249H70ZM104 248V249H105ZM118 248V249H117ZM125 248V250H123ZM167 248H169L168 250H167V253H165V251H166V249ZM171 248H173V247H171ZM177 248V249H176ZM194 248V247H193ZM192 247H191V250H189V251H191L192 253L193 252H195V250L193 251L192 249H193ZM244 248V247H243ZM1 249H2V247H1ZM4 249V248H3ZM61 249V250H62ZM84 249V250H83ZM112 249H114V251L116 252V250H117V252H116V254L118 255L119 253L118 252H120V254L123 256V258L121 257V255L118 257V256H116V254L115 253H113V250ZM120 249H122L123 250V254H122V250H120ZM127 249V250H126ZM185 249V248H184ZM190 249V248H189ZM219 249V248H218ZM22 250V251H21ZM23 250H24V252H23ZM91 250V251H90ZM180 250H177V251H180ZM232 250V249H231ZM3 251V250H2ZM9 251V250H8ZM7 251V252H8ZM10 251H11V249H10ZM40 250H39V252H41ZM83 251H85V252H83ZM112 251V252H111ZM152 251H154V253H161L159 256L161 257V255L163 254V253H165V254H163L162 256H163V259H164V257H165V260L166 261H168L169 263H166V261H163L162 260V262L161 263H159L158 262V259H157V254L155 255V254H153V252ZM235 251V250H234ZM4 252H6V251H4ZM6 252V253H7ZM39 252H37V253H39ZM62 254H68L69 252H64L63 250H62ZM72 252H74L73 250H72ZM100 252H101V256H99L100 255ZM188 252V251H187ZM191 252H190V254H191ZM198 252H199V249H198ZM210 252V251H209ZM217 252V251H216ZM228 252V251H227ZM10 253V252H9ZM8 253V254H9ZM35 253V252H34ZM176 252H174V257L175 256H177V254L179 253H176ZM189 253V252H188ZM2 254H5V253H3L2 252ZM2 254L0 255L1 256V259H2ZM72 254V255H71ZM75 254V255H74ZM96 254V253H95ZM167 254V255H166ZM181 254H183V253H181ZM197 254V253H196ZM230 254V253H229ZM242 254V253H241ZM6 255V254H5ZM28 255V256H27ZM29 255H31V256H29ZM43 255V256H42ZM56 255H55V257H56ZM188 255V254H187ZM193 255V254H192ZM197 255H199V254H197ZM208 254H206V256H207ZM228 255V254H227ZM235 255V254H234ZM239 255V254H238ZM40 256H42L43 258L45 257L44 256V253L42 252V254H40V255H38V256H35V259L38 257L39 258V260H43V258L42 257H40ZM59 256V257H58ZM70 256V257H69ZM94 256V255H93ZM92 256V257H93ZM205 256V255H204ZM203 256V257H204ZM232 256V255H231ZM241 256V255H240ZM3 257H7V256H3ZM20 258L22 257V255L21 256H19ZM46 257V258H47ZM76 257V258H75ZM95 257V256H94ZM93 257V258H94ZM121 257V258H120ZM181 257V256H180ZM179 257V255L175 258L176 259V261H174V262H177V259L178 258H180ZM202 257V258H203ZM20 258H18V260H20ZM37 258V259H38ZM52 258H54L53 256H52ZM173 258V257H172ZM4 259H6V258H4ZM103 259V260H102ZM180 259H182V261L184 260L183 259V255H182V258H180ZM180 259L178 260V261H180ZM161 260V259H160ZM14 261V260H13ZM21 261L23 262V260H22V258H21ZM19 262L20 264L22 263V262ZM123 261H124V259H123ZM181 261V262H182ZM212 261V260H211ZM17 262V264H19L18 263V261H16ZM27 262H28V260H27ZM43 261H41V263H42ZM97 262H95V263H97ZM101 262V263H102ZM188 262V261H187ZM193 262V261H192ZM224 262V261H223ZM6 263H9V261L8 262H6ZM11 263V262H10ZM9 263V264H10ZM29 264L31 263V261L30 262H28ZM28 263H24V264H28ZM94 263V264H95ZM123 264L125 263V262H122ZM177 263H179V262H177ZM176 263V264H177ZM185 263H186V261H185ZM11 264H15V262L14 263H11ZM23 264V263H22ZM32 264V263H31ZM40 264V263H39ZM70 264V263H69ZM103 264V263H102ZM171 264V263H170ZM173 264H175V263H173ZM179 264H181V263H179Z\"/></svg>","mask_w":264,"mask_h":264}]
</instances>
